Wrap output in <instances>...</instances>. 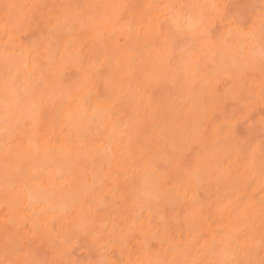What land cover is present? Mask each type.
Segmentation results:
<instances>
[{"label": "rangeland", "instance_id": "374dc122", "mask_svg": "<svg viewBox=\"0 0 264 264\" xmlns=\"http://www.w3.org/2000/svg\"><path fill=\"white\" fill-rule=\"evenodd\" d=\"M175 1L174 0H86V1L82 0V2H80V0H0V47L6 46L5 48H3V50L5 49V52L6 50L7 52H9L10 50L12 51L13 49V51L16 53L17 52L19 53V51L17 50V48L19 49V47H17L19 44L21 47L22 46L24 47V48L22 47L24 50L28 49L30 54L27 57H30V58L28 59L25 58V61L27 64H30L29 67L32 68V71L34 69L33 66H31L33 63L36 68L34 69V71L37 70L36 72L39 73V75H41L39 76L41 77L40 79L38 77V82H36L37 79L32 80V81H35L36 83L35 85L32 86V90H30L31 88L29 89L30 91H33L32 93H34L35 95H37L38 93L37 97L34 94L29 93L30 92L29 90L28 91L25 90L26 88L28 89L29 87L22 89V92H21L20 90L21 82L19 83V87H18L19 93H18V89L16 88L17 82H15V85H14V82L12 83V80L14 79L13 76L15 78L18 76L15 74L14 75H11V74L14 71L13 68H15L17 64L18 65L20 64L19 63L20 60L24 62V59H21V57H19L18 54H16L15 56L13 53L14 56H12V58H11V55H8L9 59H13L14 61H16L14 62L13 60H11L14 62L13 63L7 58V54L5 56L4 51L3 53L1 52L0 66L4 68L0 67V88L1 86L3 88L4 87L3 85L11 81L9 84L5 85V86L9 85L11 87L12 86L11 83H12L13 84L12 88H14L15 86L14 90H11V88L9 87L11 90L10 93L12 95V96H9V98L10 99L12 97L14 98L15 95H18V96H15L14 98L15 101L11 99L10 106H13V102L15 104L17 102L16 100H18L17 102L18 105L15 104V107H17V109L13 107L14 108L13 114L12 112L7 113L8 116L9 115L11 116L9 120L8 119L4 120L8 116H6L5 118L0 117V120L2 119L0 122L1 123L0 129L1 128L4 129V130L2 129L0 130V154H1L0 156L3 158V160L0 159V186H1L0 191L2 190L0 192V197H1L0 198V203H1L0 204V264H96V263L105 264V262L107 264L109 263L137 264V262H139L141 257L142 259H144L145 256L147 257L149 256L150 258V255L151 257L153 256V257L158 258L159 262L155 258V261H157L156 264L158 263L167 264L168 262H169L168 264H170L171 261L173 262L171 264H264V239H263L264 238V214H263L264 213V169L260 170L262 168H260V162L258 161L261 159L264 160V157L262 156L264 155V153H259L260 150L264 152V61H263L264 58H261L263 60H260L261 61L260 62L258 59L260 55L258 54V57L254 55L257 52L256 53L254 52L253 54V51L255 50V48L252 47L254 50L251 48L250 50L246 46L244 48L241 46V43L239 47L242 50L241 51L237 50L239 48H237L238 46L237 43L236 44L234 43L236 42V40L234 39L235 37L233 36L236 33L234 32L232 35L233 30L231 29H229L232 32L229 31L230 37H228V40L226 37V39L223 41L221 37V36H226V34H228V33L224 34V32L228 31L226 30L227 29L226 26L230 25L233 22L236 15H240L242 11H243L242 13L243 15L241 17L242 19L240 18L241 20L244 19L243 16L248 18L247 15L250 16L251 12L253 14V17H255L257 13L260 12L259 15L261 16L259 18H262V17L264 18V5L262 1L259 0L260 3L258 4V2H256V4L258 5L261 4L262 7L260 5L261 8L260 7L258 8L257 5L252 4L255 6L253 7L251 6L252 8L251 9L249 7L250 0L248 1L246 0L247 2L244 0H212L211 2H214V4L211 3V5H216V10L218 8L220 9H218L219 11L217 12L214 10H213L214 12L207 10L208 12L207 13L205 11L206 9H208L209 6L206 4L207 7H205L206 6L204 4L205 0H179L181 1L180 3L178 0H175ZM197 1H199L200 3ZM255 1L253 3H255ZM243 3H245V5ZM202 5L204 6V8H206L205 10L203 7H201ZM174 7L176 8L174 9ZM212 7L213 6H211V8ZM236 7L239 13L238 12L235 13V11H237ZM238 7L239 8L244 7V9L239 11L241 8L238 9ZM63 8H65L66 11L70 9L68 10L69 14L71 12V15L73 17L72 18L73 22L70 21V23H68V24H71L72 22V25H68L67 28H66V23H65L67 21L65 20V18L64 19L60 18V17H63L65 14H67V12L64 13L65 10L61 12ZM199 8H202V10ZM258 9H260V11H258ZM71 10L72 11L75 10V13H76L75 16H78L77 13L79 14V16L75 18V16H73L74 13H72ZM249 10L250 11L252 10V11L249 12ZM58 11H59L60 17H57V14H56ZM172 11L173 12L175 11V12L172 13ZM185 11H187V13ZM231 11L234 12L233 15ZM89 12H91L94 16L92 17L91 15H89L88 14ZM198 12L203 13V14L206 13L205 15L207 16L203 17V14H201V17L203 18V20L202 22H200V24L203 23V25H200V27L195 25L196 28H198V30L195 28V26L190 28L189 29L190 33H193V34H190L186 29L187 23L185 26H183L184 19L188 20V16H191L192 18L193 13L196 15V13ZM210 12L212 14V18L211 16H209ZM54 13L56 14V16L54 15ZM61 13H63L64 15L61 16ZM171 13L174 14V16H172ZM175 13L181 16L177 17ZM188 13L189 14L191 13V15H188ZM214 13L216 15L213 17ZM246 13L248 14L246 15ZM50 15L51 16L54 15L52 17H57L58 22L60 19H62L61 24H60V26L62 27L59 26L60 27L59 28V27L53 26V25L57 26L59 24V23L55 24L56 21H54L53 25H51L52 21L55 20L56 18L55 19L53 18L52 20V17ZM175 16L177 17L176 19L177 21H178V18L179 20H181L179 24L182 22L180 24L182 26L180 27H184L186 31L183 30L184 32H181L182 29H180V27L177 28V30L180 29L179 33L178 31H175L174 33L175 29L174 30L171 29V31H169L170 30L169 27L173 28L174 25L176 26V20L175 19L170 20V17L174 18ZM184 16H186L187 18H185ZM182 17H184V19ZM238 17L239 16L235 18L237 19V21H239ZM198 18H200V16H197L192 19H196V23L198 24L199 22ZM259 18L256 17L255 20L258 19V21H260ZM92 19L94 21L96 20L94 23L92 22L93 25H91V22H90V20L92 21ZM172 20H175V21H172ZM208 20L210 21L207 22ZM74 21L76 22L74 23ZM237 21H236V24L238 25L239 22ZM97 22L99 23L100 30L103 28V26H105V24L109 23V27L108 25L105 26L108 29L107 30L108 34L107 32L104 33L105 31L100 34L99 28L97 29V24H98ZM170 22L173 25L169 26L168 24H170ZM172 22H175V23H172ZM206 22L209 23V25H206V27H204V25L207 24ZM241 22L245 23V20ZM241 22L239 23L240 26L243 24V23L241 24ZM249 22H250V18L246 22L247 25L245 24L246 27L250 25L248 24ZM256 22L257 21H255V25H259L258 23L256 24ZM87 23H89L88 26L91 25L95 27V29L97 30L95 31V29H93L94 32L96 33L98 31L99 34L92 35L94 33L92 29H91L92 30L91 32L90 30H88L89 31L88 32L87 29L92 28V27L90 26L87 28L86 26ZM259 23H262V22H259ZM100 24L102 26H100ZM236 24L233 23L231 25L235 26ZM50 25L51 27H53L52 29L54 30V33L53 31H51V29H49L48 34L53 33L54 36L49 35L48 37L46 35L47 33L46 31L48 30ZM262 25L264 27V19H263ZM46 27H47V30L45 29ZM105 27L102 30H105ZM54 28H58L57 29L58 32H55L56 30ZM206 28L208 31L205 30ZM256 28H259V27L256 26ZM193 29H196L195 32L191 31ZM261 29H264V28H260L259 31L258 30L257 31L260 32ZM59 30H62L63 32L61 31L62 32V33L60 32L61 35H57L58 36L57 38L55 34L56 33L59 34ZM69 30H71L72 32ZM223 30H226V31L223 32ZM196 31L198 32L196 33ZM199 31H202V32L199 33ZM181 33H182V36L179 35ZM219 33H221V36H218ZM222 33L224 35H222ZM263 33H257V35H260V34L262 35ZM186 34L188 35L186 36ZM190 36H192V38ZM231 36H233V38H231ZM219 37L221 38L219 40H222L224 45L223 43L221 44L222 41L220 42V45L215 44V41H216L215 39H217L218 41ZM56 38L58 40L60 39L61 41H63V43L60 40L58 42ZM182 38H184V40ZM212 38H215V39L213 40ZM48 40L51 42H49ZM179 40L181 43L179 42ZM230 40L233 43L230 42ZM226 41H228V43H231L230 45L235 44L233 45V47L231 46L233 49L229 48V45L227 46L228 43L226 44ZM258 41H261V40H258ZM258 41L256 42V44L258 43ZM8 42H12V43L8 44ZM206 42L207 44L212 43L213 47L210 46L211 44L210 45L208 44L209 48H208V45L206 47L205 46ZM47 43H50L48 44L49 45L48 49L45 48V46L48 47L47 45H45ZM60 43H62L63 45ZM182 43L185 46L181 45ZM202 43L205 45H203ZM60 45H62L63 47ZM178 45L182 48L178 49L179 48ZM201 45L205 46L207 50H211L209 55H211V53L214 52L212 54L213 56L215 54V50H213L214 46H215V49L216 48L219 49L220 47V49L225 50L227 54L226 57L228 59L225 57L226 54L222 50L221 52L222 54L224 53V57H221L222 56L220 55L221 53L219 55H216L218 52H220L217 49L216 50L217 53L215 54L216 56L214 57L212 56V58L214 60H217L218 57L219 58L221 57V59L218 58L220 61L219 63L216 64L218 60L214 62L213 59H211V56L210 58H208L209 55L207 53H204L206 49L201 48L203 47ZM225 45L228 47V49L227 47H225ZM249 45L250 44H248V46ZM55 46L57 48L53 49L55 48ZM223 46L225 47L224 49L221 48ZM257 46L260 47L258 48L255 46L258 50L259 49L263 50V53L260 52V54L261 55L264 54V49L261 47L263 45H259L258 43ZM22 48H21V51H22ZM50 48H51V51H54V53L48 52ZM62 48L63 49L72 48V50L74 49L73 51L74 53H76L75 51L77 50L78 53L76 54L78 55L76 54L75 55L78 56V60L77 59L71 60L70 58L71 56H69L70 54H68L71 51L67 50V55H66L65 53L66 49L63 50ZM199 49H203V50L201 51ZM245 49H248V50H245ZM45 50H47V52ZM197 50L208 55V56L205 55V57L207 58H205L201 52H199L200 55H197L199 54ZM227 50H231V52L228 53ZM62 51L64 52L63 54H62ZM248 51H252V53L250 54V52ZM26 52L27 51H25V54ZM74 53H71V55L73 54L72 56H74ZM231 53H235L234 54L235 56L232 54L230 58L229 55ZM3 54H4V57L2 59ZM195 54L198 57L195 58L194 56ZM246 54L248 56H246ZM17 55L19 57L18 59L20 60H15L17 59ZM22 55H24V52H22ZM52 55H53V58L55 59L57 58L60 65L59 63H57L58 61L54 59H53L54 60L53 63L56 61L55 63H57L58 66H61V67L63 66L61 70H59L60 68L58 69L55 63L54 64L52 63V58H51ZM65 55L68 57V60L70 59L69 63L66 62L67 57ZM199 56L200 57L202 56L201 58L204 61V62L201 61L202 63H204V65L199 63L200 65L204 66V67H201L202 69L199 67L200 66L199 64H198L199 66L196 64ZM243 57L245 60H248V59L249 60L245 62ZM262 57H264V55ZM4 58H6L7 61L6 59L4 60ZM58 58H60V60ZM73 58H76V57H73ZM192 58L195 59L196 62L191 61L193 60ZM201 58H199V61ZM222 58L226 63L224 61H221ZM251 58H253L254 61H252ZM256 58L258 62L255 61ZM27 60H30V61L27 62ZM31 60H34V61H32L31 63ZM63 60L68 64L64 63ZM239 60L242 61L243 64H239L237 62ZM193 62L195 64H193ZM222 62H223V65L225 63V66L229 65V67L223 66L227 70H225L223 67H222L223 69L221 70L220 66H222L221 65ZM15 63L17 64L15 65ZM163 63H165L166 67ZM10 64L13 66L15 65V66L9 67L11 66ZM192 64L195 67H193ZM161 65H163V67ZM160 66L162 68H160ZM215 66L219 70L216 69ZM8 68L13 69V71L9 72L11 69L8 70ZM114 68L116 69L117 73L119 72L120 74L115 73L116 71L114 70ZM190 69H191V72H190ZM205 69L207 70L205 71ZM159 70L161 71V73ZM112 71L113 73H110ZM19 72H16V73L20 75ZM36 72H31L32 75L30 74L33 79L35 78L34 75L36 74ZM121 72H123V74ZM33 73L35 74L33 75ZM114 73L117 74V76L118 75L120 76L122 74L119 80H117L118 77H114V75L111 76V74H114ZM162 73L165 74V76L166 75L167 76L165 77ZM155 74H157L158 76ZM173 74H174V77H173ZM162 75H163V78H160L162 77ZM175 75H176V78H175ZM202 75H204V77ZM11 76H12V79L11 78L8 79ZM31 76H30V79H31ZM44 77H45V81H43ZM147 77H149V79ZM36 78H37V75H36ZM157 78H160V79H157ZM203 79L205 80L208 79L206 80L207 83ZM18 80H21V79L18 78ZM43 82L45 84H43ZM140 82L141 83L143 82V84H141ZM167 83L169 84L166 85ZM78 85H80L79 88L77 87ZM34 86L37 88H35ZM163 87H166V88L164 89ZM5 88L6 87H4V89H0L2 93H3L2 90H9ZM76 88L81 89L80 92H82L81 94H78V95L80 96L82 95L85 97L83 98L81 96L80 100L82 98L83 100L80 101V103L84 104L85 106H88L89 107L88 109H91V107L93 106L89 102H94V101L97 102V100L98 102L100 101L99 104H102V103L103 104L110 103L111 105L114 104L112 105V108H111V109L115 108L114 111L112 112L110 111V113H113V114L109 116V118L111 117L110 121L112 122L113 120L114 123L109 122L110 124H112L111 126L108 123L109 120L107 121V118L105 121L107 122L106 124H109L111 126V127H107L108 129L106 128L104 129L107 132V134L103 132L104 130L102 129L101 130L103 134H101L102 132L98 134V132L100 131L97 132L98 130L97 128L100 127L101 125H98V127L95 129L94 125L97 126L98 123L94 124L93 121L95 120L93 119L91 123L89 122L91 118H89V116L87 115L89 111H87L88 109L86 108H84V110H86L85 111L86 114L84 112L81 114L84 115L82 117L87 118V120H89L88 121L89 124L88 123L86 124V122L84 123L82 121L83 118H81L79 121L80 122L79 126H83V127L78 128L81 130L78 131L77 129V131L74 132V134L76 133L77 137L81 135L80 136L81 138L85 137L87 140L83 138L81 141L80 137L76 139V137H74L76 135H73L72 133H70L72 131L69 128L68 130L70 131L66 129V126H67L66 120L65 122L63 121L64 120L63 117L65 118V115H63L65 111L64 109L67 110L69 107L76 106L74 108H71L70 111L72 110L71 113H73L75 108H76L75 110H77L78 108L77 105H75L74 103L72 105L70 104L73 101L72 100H71L72 102L70 101L71 98L69 96L71 93V94H74L75 97H78L76 96V93H72V91H74ZM196 88L198 89V91ZM171 89H174V90H171ZM24 90L27 91V93L30 95H23ZM184 90H187V91L184 92ZM12 91L15 95H13ZM168 91L170 92V94L168 93ZM1 92H0V96L2 97ZM42 92L45 95H43ZM76 92L78 93L79 90ZM195 92L197 93L199 92V94ZM27 93L25 92V94ZM186 93L188 95H186ZM178 94L180 96H178ZM194 95H196V97L197 95L200 97V98L197 97V99H195V101L199 99V101H196L197 103L195 104L198 106L197 107L198 109L199 107L201 108L200 112L203 111L204 109H206L208 112L206 113L205 112L206 110H204L202 114L201 113L198 114V116L200 115V117H197V118H199L200 120L199 121L197 120L196 122L198 123L196 124H194L195 123L194 120L197 119L195 117L197 113H192V112L194 111V109L197 112L196 110L197 108L196 106L192 107L193 104L191 105L192 101H193L192 103L195 102L194 100H192ZM24 96H26L27 98L29 97L28 99L32 98L30 101L32 100L34 101L39 98V99H42L43 102H41L42 100H40L41 102L40 104L36 103L35 101L32 103L28 101L29 102L28 103L26 102L27 100ZM30 96H35V97H30ZM16 97H19L20 100ZM2 99L0 101L3 102L4 100ZM190 99L192 100L191 102H190ZM22 101H25L26 104H29V107L28 105L26 106V104ZM69 101L70 103H67ZM183 101H189L188 105L190 107L186 104V102H183ZM201 102L203 104H201ZM4 103H0L2 105V106L0 105V111H2L3 109V112H5L4 109L7 108L6 107L7 104L4 105ZM19 103L21 104V106H23L22 109ZM199 103L203 105V107L200 106ZM68 104L71 106H69ZM30 105L31 107L33 105V107L35 106L37 109L39 108L40 111H38L35 108L37 112L32 114L35 111V109L33 108L34 111H31L32 109ZM111 105L108 104V106H111ZM19 107L20 109H18ZM46 107L48 110L46 109ZM187 107L190 109H187ZM41 108L45 110L41 111ZM23 110H24V113H23ZM30 111L32 115L29 116ZM19 112L20 113L22 112V113L19 114ZM38 112H42L43 114V116L40 117L41 120H38V119H39V116L42 114H39ZM62 112L63 114H61ZM93 112L90 111L88 114H91ZM204 112L209 115H206V114L204 115ZM25 113H26V116H25ZM191 113L193 115H191ZM1 114H3L2 116L6 115V113H1ZM35 114L36 115L39 114V116L35 117L36 116ZM184 114L186 115L184 116ZM187 114H189V117ZM17 115H19V118ZM33 115H35L34 118H36L37 120L32 118ZM11 118L12 119L15 118V120L14 119L12 120ZM10 119L12 120L10 122L11 125L6 124V123H9ZM101 119L103 118L101 117ZM187 119H189L188 120L189 122L187 121ZM34 120H36L35 122H37V124L34 122ZM104 120L100 122H103ZM192 120L193 122H191ZM3 121H5L6 123L3 124ZM184 121L185 123L187 122L188 125H191V126L193 125V127L191 126L188 127L187 124L184 123ZM180 124H182L183 126V127L181 126L182 128L180 127ZM62 125H65V126H62ZM9 126L12 127V129L9 128L11 130L7 129V131H10L12 135L8 132H4L6 130L5 128ZM88 126L89 127L91 126V127L89 128ZM167 126L169 129H167ZM184 126H186L187 130H189L188 128H194L195 130L197 129L196 131L192 129V131H194L196 134H193L191 130L187 131L186 133L185 132L186 128H184ZM84 128L85 129L88 128V129L85 130ZM176 128L179 129V130L177 129L178 132L180 131L179 133L176 132L177 131ZM91 129L92 131H90ZM166 129L169 130V132L171 130H172L171 132H173L174 130L173 132L174 134L173 133L172 134L175 135V137L176 135L178 137L181 134L179 138L183 137V135H185V138L184 137L183 139L180 138V140L182 139L181 142L177 140L179 144L175 145V148H174L175 142L173 143V140H176V138L173 137L172 134L169 137L168 134H170L171 132L168 133ZM182 129L185 130L184 131L185 133H181L183 132ZM49 132L51 133V136L49 135ZM80 132L83 135L85 132L86 136H82ZM45 134H47L49 138ZM191 134H192V137H191ZM44 135L46 138L43 137L42 138L43 140L44 139L51 140L52 137L54 140L55 139L57 140L59 139V136H60V139L61 137L64 138V140L62 141H66L68 143L72 141H76V142H72L71 143L72 145L79 142L80 140V146H82L83 148L78 149V147L80 148V146H78L79 145L78 143L76 144V148L80 152L82 151V153L80 152H78L80 154L75 153L77 154L76 156L73 154V151H72L70 152L72 154L68 153L71 156L69 157H66L64 155H63L64 157L62 156L63 160L64 158L65 159L70 158L69 163L71 165H68L69 163L67 164V166H64L65 164L64 165L59 164L58 161L60 159L58 157L57 159L54 158L55 159L54 163H51L50 161H48L50 162L49 166L55 164L53 166L57 167L56 165H58L57 169L63 170L64 169L63 167H65L66 169L64 171L69 170L67 171L68 174L67 172L63 171L64 175H62L63 174L62 172L60 173V175H58V173H56L57 169H53L54 168L53 166L51 169L50 168L51 166L49 167L48 165H45L49 167L47 170L46 169L47 167L43 166V164H45V161L42 163L43 161L42 158H41L42 161H40L42 166H36L37 162L35 161V155L38 152L34 155V153L36 152L35 148L36 146L38 147L37 143L41 145L40 141L42 140L39 139V137H42ZM228 137L229 138L232 137V138L229 140ZM188 138H190V140ZM53 139H52V142H53L52 144H55V145L59 144L58 142L59 140L58 141L55 140V142H58V143H55ZM66 139H69L71 141L69 140L67 141ZM105 139L106 141L109 142V144L107 143L106 145H104V147H106L107 145H109L110 147L112 145V149L113 147H116L112 150L114 157L113 156L111 157L115 158L116 155L117 157L119 156V158L121 157L120 159H118L120 160L119 165L115 164L116 161L114 159H113L114 161L113 160L109 161L111 151L108 152L109 154L104 153L103 151L104 159L107 160V161L106 160L103 161V163H102L103 157L101 158V156L103 155L101 154L96 155L99 153L98 148L100 149L101 148L100 146L106 143ZM226 139H227L226 142H228V140L229 142L232 140L231 144L235 143V146H237L236 143L238 142L237 144L241 146L240 147L241 149L245 148V145H246L245 150L247 149L248 151L249 150L251 151L252 146L255 147L254 145H259L257 146L259 148L257 150L255 149L257 152H252V153L253 154L255 153L254 156L260 155V157L259 156L258 157L259 158L262 157V158L258 159V157L257 158L254 157L253 159L254 161L252 160V162H254V165L252 164V168L255 166L256 162H258L259 165L257 164L258 168L257 167L254 168L256 171L253 169V172H252L250 171L252 170V168H250V170L248 169L251 172V173L248 172L249 174H251L250 175L251 177L245 176L246 174L249 175L248 173H245V174L243 173L244 174L243 177L245 176L248 178L247 181L243 180V177L241 174L244 171L243 170V167H245L243 166L245 165L244 162L249 160L247 161L246 165H250L248 164V162H250V159H248L246 155L245 156L243 155L246 151L244 153H240L241 151L238 150V147L232 146L230 143L229 144L223 143L225 142ZM110 142H111V145H110ZM239 142L241 144L244 143L243 145L244 147H242V145ZM85 143L88 145L87 150L85 149V146H86ZM30 144L32 145L36 144L33 147L35 151L33 153L34 156L31 154V156H33L34 158L32 159L34 162H32L30 158L31 156H28V154L30 155V153H27L24 151V149L26 150L28 148H29L28 150H31L30 147H28ZM84 144L85 146H83ZM247 146L251 149H249ZM233 147L235 148L232 149ZM38 148L40 149L41 147H38ZM42 148L44 149V147ZM74 148H75V145H74ZM74 148L71 147V149H74ZM122 148H125V150ZM13 149H16V150H13ZM83 149L85 150V152H88L87 154V156H89L88 159L87 157L84 158V155L86 154L84 153ZM17 150L21 151L22 153L18 152V155H16ZM156 150H157L156 153H160V154H156L155 156H152L151 155L152 151H156ZM8 151L9 152L12 151L13 153L15 152L16 154L13 155V153L11 152L12 153L11 155V153L9 154ZM118 153H120V155H118ZM154 153L155 152H153V154ZM91 154L93 155V157H96V160H94L96 162L94 166H92L94 162L92 160L93 157ZM148 154H150L151 159L149 158ZM210 154H211V158L209 157ZM246 154L250 155V153H247V152ZM40 155H41V152H40ZM146 155L148 156V159H150L148 162H147L148 159L145 160ZM213 155H215L214 156L215 160L213 161L214 165L213 163L209 162L210 163V166H209L208 164L209 160H207V164H205L206 160L204 161L202 160V158L206 159L207 157L208 159L211 160L213 158ZM76 157H78V159H76ZM80 157H81V160L79 159ZM152 157L153 159L154 158L155 159L153 160ZM243 158H247V160L245 161V159L243 160ZM71 159L73 160V163ZM255 159H256V162H255ZM5 160H6V163L4 162ZM79 160L82 162L80 163ZM76 161H78L79 164L76 163L78 165L75 164ZM144 162H145V166H144ZM263 162L264 161H262L261 165H263L264 167ZM124 163L127 165H125ZM89 164H90V169H89ZM108 164L109 165L115 164L116 167H111ZM32 165H34L35 167H33ZM73 165L75 166L74 168L75 170H73ZM107 165L110 168H108ZM123 165H125L124 166L125 168L123 167ZM211 165H213V167ZM207 166L211 167L212 170L206 169L208 168ZM32 167L33 169L31 170ZM42 167H45V170ZM201 167L204 168L203 171L201 170L203 169ZM248 167H251V165ZM147 168H150V170L153 173L151 171L145 172V170H149ZM71 169L73 171H76V173L74 172L73 175H71L70 174ZM5 171L8 173H6ZM32 171H34L33 172L34 175L38 173L37 175H40L39 177L42 178V180H40L38 176L32 175L31 173ZM46 171H52L51 172L52 175L50 174V172L46 173L48 174L49 177H52L53 174L56 173L55 177H52L53 180H51V178H48V176H46V174L44 173ZM199 171H200L199 174L204 173V171L205 173L209 171L207 174H205L206 176L209 177V178L207 177L208 181H204L205 177L203 176H201V178L197 177L198 175L196 176L197 178L195 177L196 173ZM58 172H60V170ZM142 173H144L143 177H142ZM146 173L147 175H149V177L148 176L144 177ZM220 173L222 177L224 176L227 177L225 178L226 180L227 179H229L230 181L234 180L231 182L232 184L229 183L230 185H233L234 183L243 184L242 181H244L245 182L243 184L244 186L240 185L242 186L240 187L237 184L240 188L239 187L235 188L233 186L235 189H232L233 187L231 186L229 190L228 188L224 189V187L226 188V185L228 186L229 181L227 180L228 182L226 181L227 182L226 183L221 177H219ZM222 173H225L226 175ZM74 174H78V175H74ZM30 175L32 178L30 177ZM237 175H241V176H238L239 177L238 178ZM75 176L77 177L75 178ZM188 176L192 177V179L193 177L194 179L195 178L196 179L192 181V179L190 180ZM24 177H26L25 180L29 178L30 180H34L38 184L39 182L43 181V178L44 180H47L48 178V180H51L52 182L54 181L55 184L57 183L56 185H59V183L63 184V185H60L62 186V189L59 187V190L61 192L55 188L57 192L58 191L60 192V193H57V195L60 194L61 196L60 195H58V197L56 196L54 198L55 200L53 199V201L60 203L64 199L66 203L64 201L62 202L63 204H66V205L58 209H61V210L63 209L65 211L61 212V210H57L56 208L54 209V212L57 213V211L58 212L60 211L59 212L60 214L59 213L56 214L53 212L52 209L50 208L48 209L47 208L48 206L45 205L44 202L41 203L42 205L44 204L42 207V205L37 202V199H38L37 197L40 196L42 201L44 200L45 197L42 198V196L40 195L42 193H40L39 191L38 192L40 194H37V193L34 194L35 192H37L36 191L37 189L35 190L34 187H32V189L34 188L32 191L29 190V193L26 192V194H29V195L31 194L30 197L28 195V198L26 197L27 195L24 192L26 199L25 200L22 199L24 201L22 202L23 204L21 203L22 207H20L19 204L21 201L19 200L20 202H18L17 198H20V195H23L21 194L23 192V189L28 190L27 186L22 180ZM147 178L149 181H151L149 187L147 186L149 185V183L146 185L148 181ZM216 178L217 179L220 178V179L216 180ZM29 179L27 181H29ZM140 179H143V181L146 183H143V181L142 180L140 181ZM8 180H10L9 184L11 185L6 186L7 185L6 183H8ZM99 180H102V182ZM130 180H131L132 186L131 184H129ZM215 180H216L217 185L221 183L220 180H222V182L225 183L226 185L224 186V184L222 183L223 187L221 186L218 187L215 183ZM21 181L26 187L23 188L22 186L23 184L21 183ZM219 181L220 183L218 184ZM29 182L32 183L31 181ZM68 182L69 184L66 185ZM134 183H137L138 186H136V184ZM142 183L144 184L145 187L143 186ZM94 184H97V185H94ZM40 185L43 188V183L42 184L40 183ZM151 185L153 186L154 189L158 190V192L156 191L157 194L155 193L152 194L154 189H152L151 192H148L147 190H145V188L151 189ZM191 185L195 187H194V190L190 192L189 189ZM10 186H12V190H10L11 189ZM2 187L4 189H2ZM21 187H22V190H21ZM177 187L181 188V190L174 189ZM182 187L184 188L183 192L187 193L186 190L189 191L186 194L187 196H190V193L192 194L194 193L195 198L193 197L192 194L191 195L193 198H191V196L190 198H188L182 192V194L185 195L184 200H183V197L180 198L181 200L178 199L179 196L178 197L176 196L177 199H175L176 197H175L174 192H176V190H179L178 192L182 191ZM8 189H9V192L11 193L7 192ZM127 190H129V192ZM140 191H143L141 192L142 194L140 193ZM42 192H46V190ZM159 192H161L160 195H163L161 196V198L159 197L160 196ZM62 193L64 195H62ZM67 193H69L70 195L69 194L67 195ZM75 193L77 197H75L76 196ZM171 193H174V197H175L174 200L172 199V197L170 198L169 196V194L171 195ZM3 195L7 200L3 197ZM36 195L37 197H35ZM42 195L47 196V193H45V195L43 193ZM66 195L67 197L65 198L64 196ZM7 196L10 198H8ZM151 196H153L152 198L154 197L155 198L151 200ZM32 197H35L36 199H33ZM157 197H159V199ZM185 197H187L188 200L187 198L185 200ZM69 198L74 199L76 202ZM27 199H31L30 204ZM57 199H62V200L60 201ZM143 199H146V200L142 202ZM191 199L193 200L191 201ZM3 200H6V203ZM9 200H11L12 202H15V201L17 202L16 204L17 207L13 205V203L12 205L16 207V210H18V213L16 212V210L13 211V213L11 212L13 206L11 207L10 206L11 204L7 205L11 202L10 201L8 203ZM34 200L36 201L32 202ZM41 200L39 202H41ZM149 200L151 203L148 205L147 202ZM153 202H154V205L156 206L159 203L158 207L156 208L157 210L153 208L154 207ZM139 203H141L142 205ZM144 204L145 206L147 205L148 207L151 206L152 204L153 207H151V209L153 211H151L150 208L148 209V207L145 209L142 208ZM40 206L42 207V209H40L41 208ZM66 206L68 208L65 209ZM77 206L78 208L76 209L75 207ZM238 206L242 207L241 210H243V206L245 207L249 206L247 208L251 207L250 208L252 209L251 212L253 211L252 212L253 214H251L253 217L252 218L250 217V219H253V221L251 220L252 224L248 226V223H247L248 221H244L246 217H247L246 220L249 218L247 214L248 212L247 213L243 212V211H246L247 209L244 208L245 210L241 212L239 208L240 213H245V214L240 215V213L238 212L240 216V220H241V217L244 215L243 216L244 220L242 218V223L243 222L245 223L242 224L240 222L235 221L234 225L239 226L238 229L236 228L237 229V232H235L236 234L234 235L233 233H231L230 236H226L227 235L226 234L225 235L226 238H225V236H223V232H221L222 230L221 227L226 226V222L224 218L226 216L232 215L236 217L235 220H237L239 217L237 214ZM139 207H141L142 210H140L141 208L139 209ZM21 208L24 211H22ZM45 208H47L49 212ZM136 208H137V211H136ZM250 209H249V212H250ZM19 210L22 213H19L20 212ZM50 210L54 214L50 213L51 212ZM146 210L150 211L149 214ZM46 211H47V215H46ZM134 211H136V213ZM14 212H16V214H14ZM22 214L28 217L25 219ZM150 214H153V215H150ZM16 216H19L18 220L17 218H15ZM134 219L135 220L137 219L138 221H135ZM20 220L22 221L20 222ZM18 221L20 224L18 223ZM15 222L18 223L17 226ZM136 222L138 224H140L139 222H142V223H145V225L143 224L144 225L143 226L141 223L140 226H138ZM14 223L16 227L15 226L13 227ZM208 224L211 225L212 227V233H214L218 237L219 244L215 243L217 247L216 246L214 247L217 248V250H219L218 246H220V243H221V247L226 245L224 244V241H225L224 239H227L228 237L229 241L228 240L227 241L230 242L228 249L227 247L224 246L223 248H221V251L216 250L214 252L215 249L213 251L211 250L214 253L217 252L216 254H213V255L212 253L210 254L208 250H207L208 253L207 251H203V250H206V248L204 247L202 248L198 243H201L203 239L204 240L209 239V236L207 235V231H206L208 227H210L208 226ZM245 224L247 225L248 228L244 227ZM34 225L37 226V229ZM141 225L143 227L142 229H145L146 228L145 226H147L149 228V231L150 230L152 231L153 234L150 233L151 238L149 237L146 239L145 235H142V236L139 235L141 234V231H140L141 229L139 228L141 227ZM137 227H138V231H137ZM38 228H39V231H38ZM148 228L146 229L148 230ZM202 230L203 231L205 230L204 231L205 233H202ZM209 230L210 228L208 229V231ZM142 232L147 235V233H145L147 231L144 232L143 230ZM164 233H166L167 235H165ZM196 234L199 236L198 239L196 238L197 236L195 237ZM232 234L235 237L234 242L232 241L233 239H231L233 237ZM147 236H149V234ZM153 236L155 238H153ZM193 236H194V239L196 238V240H194L196 242L191 240L192 242L190 241L191 243H189L188 242L189 239H191V237L193 238ZM222 236L224 237V239ZM200 238L202 239V241ZM220 238L222 241H220ZM119 239L120 241H118ZM163 239L165 241H163ZM198 240H200V242ZM236 241H238L237 243L239 246L235 244ZM93 242L94 243L96 242L95 245L93 244ZM240 244L243 245L244 249H241L242 247H240L241 246ZM249 244L250 246L253 244L252 245L253 247L251 246L252 247L251 249L253 250V252L251 250L250 251L251 253L248 252L247 250L248 247L247 249L244 247L245 245H249ZM144 251L147 252L148 255H145L147 253H144ZM221 252H222V256H220ZM218 253H219V256L217 255ZM135 258L136 259L138 258L139 260H134ZM160 259L163 261H160ZM100 260L102 261V263ZM134 261L136 263H134ZM143 261L141 263L145 264V262ZM155 261L152 259L148 261L150 263H148L147 261L146 262L148 264H152V263L154 264Z\"/></svg>", "mask_w": 264, "mask_h": 264}, {"label": "bare ground", "instance_id": "6f19581e", "mask_svg": "<svg viewBox=\"0 0 264 264\" xmlns=\"http://www.w3.org/2000/svg\"><path fill=\"white\" fill-rule=\"evenodd\" d=\"M85 1H86V0H85ZM174 1H175V0H174ZM178 1H179V0H178ZM209 1H210V2H209ZM211 1H212V0H205V3H204V4H205V5L207 4V5L209 6L208 9L204 8V6H203L204 4H203L201 7H203L204 10L206 9L205 12H207V10H209V11H213V10H214V11H216V12L219 11L218 9H220V8H218V9L216 10V5H211V3L214 4V2H211ZM244 1H246V0H244ZM247 1H248V0H247ZM247 1H246V2H247ZM254 1H255V0H250V1H249L250 3L248 2V3L250 4L249 7L251 8V6L253 7V6L257 5L258 8H259L260 5H261V4L258 5V4L260 3L259 0L255 1V3H253ZM261 1H262L263 5H264V0H261ZM80 2H82V0H80ZM175 2H176V1H175ZM180 2H181V1H179V3H180ZM197 2H199V1H197ZM208 2H209V3H208ZM256 2H258V4H256ZM199 3H200V2H199ZM174 4H175V3H174ZM190 4H191V2H190ZM192 4H193V3H192ZM195 4H196V2H195ZM243 4L245 5V3H243ZM252 4H255V5H252ZM188 5H189V4H188ZM193 5H194V4H193ZM207 5H206L205 7H207ZM85 6H86V5H85ZM172 6H173V5H172ZM176 6H177V5H176ZM178 6H179V5H178ZM211 6H213V7H212L213 9L211 8ZM214 6H215V7H214ZM246 6H247V5H246ZM191 7H192V6H191ZM249 7H248V9H249ZM261 7H262V5H261ZM261 7H260V8H261ZM24 8H25V7H24ZM66 8H68V7H66ZM82 8H83V6H82ZM84 8H85V7H84ZM175 8H176V7H174V9H175ZM183 8H184V7H183ZM192 8H193V7H192ZM240 8H241V9H240ZM240 8L238 7V9H240L239 11H241L242 9H244V7H240ZM254 8H255V7H254ZM187 9H188V7H187ZM196 9H197V8H196ZM199 9L202 10V8H199ZM248 9H247V10H248ZM251 9H252V8H251ZM63 10H65L64 13L67 12V14L64 15L63 13H61V16L64 15V16H66V17H64V16H63V17H60V15H59V11H58L56 14H57V17H60V18H63V19L65 18V20L67 21V22H65V23H66V28H67L68 25H72V22H73V21H72V20H73L72 18H73V17H72V15H71V12H70V14H69V11H68V10H70V9H68V10L66 11V9L63 8L61 12H63ZM83 10H84V9H83ZM172 10H173V9H172ZM179 10H180V9H179ZM185 10H186V9H185ZM197 10H198V9H197ZM201 10H200V11H201ZM236 10H237V7H236ZM245 10H246V8H245ZM245 10H244V11H245ZM256 10H257V9H256ZM256 10H255V12H256ZM71 11H72V10H71ZM214 11H213V12H214ZM251 11H252V10H251ZM251 11L249 10V12H251ZM258 11H260V9H258ZM92 12H93V11H92ZM174 12H175V11H174ZM174 12L172 11V13H174ZM176 12H177V11H176ZM185 12L187 13V11H185ZM189 12H190V11H189ZM203 12H204V11H203ZM216 12H215V13H216ZM229 12H230V10H229ZM231 12H232V11H231ZM236 12H238V10L235 11V13H236ZM246 12H247V11H246ZM249 12H248V13H249ZM72 13H74L73 16L76 15L75 10L72 11ZM172 13H171V14H172ZM177 13H178V12H177ZM177 13H175L176 16H177V17H178V16L180 17L181 15H179V14H177ZM207 13H208V12H207ZM215 13H214L213 17L217 14V13H216V14H215ZM233 13H234V12H232V15H233ZM238 13H239V12H238ZM242 13H243V11H242ZM242 13H241L240 15H236V14H235L236 17L239 16V17H238V18H239V21H237V19H235V18H236V17H235V18H234L235 22H234V20H233V22L231 21V22H232L231 24H233V23L236 24V21L240 23L241 21L245 20V23L241 22V24H242V23L244 24V25L242 24L243 26H242V25L240 26L239 23H238L239 27H238L237 24L234 26V25H231V24L228 25V24H229V23H228V24H227L228 26H226V27H227L226 30H228V31L223 30V32L226 31V32H224V34H226V33H228V34H226V36H221V33H219L218 36H221L223 41L226 39V37H227V40H228V37H230V34H229L230 32H229V31L233 30V32L231 31V32H232V35H233L234 32L236 33L235 35H233V36L235 37L234 39L236 40V42H234V43H235V44L237 43V45H238L237 48H239V49H237V50H239V51L242 50V49L239 47L240 43H241V46L244 47V48H245V46H246L247 48H249V49H250V48H251V49L255 48L256 51H255L254 49H253L254 51L252 50V51H253V54H254V52H255V53L257 52V53L254 54V55H256V56L258 57V54H259V55H260V56L258 57L259 61H260V60H263V59H261V58H264V57H262L264 54H262V55L260 54V52L263 53V50H261V49L258 50L256 47H258L257 45H258V43H259V45H263V46H261V47L264 49V36H263V35H264V33H263V32H264V29H261L260 32H258L260 28H264L263 25H262V23H263V19H264V18H263V17H262L263 19H262V18H259V17L261 16V15H259L260 12L257 13V15H259V16L256 15L255 17H253V14H252V12H251V15H250V16L247 15L248 13H246V15L248 16V18L245 17V16H243L244 19L241 20V19H242L241 17H242V15H243ZM244 13H245V12H244ZM56 14L54 13L55 16H56ZM88 14L91 15L92 17L94 16L91 12H89ZM199 14H200V15H199ZM201 14H203V13H199V12H198V13H196V15H195L194 13H193V15H192V18H195V17H197V16H200L201 19L198 18V19H199L198 24L196 23V19H192L191 16H188V20L186 19L187 22H186V20L184 19V17H185V18H187V17H186V16L182 17V18L184 19V24H183V26H185L186 23H187V27H188V28L186 27V29H187V31H188L189 33H190V30H189V29L192 28V27H194L195 25H196V26H199V27H200V25H203V23L200 24V22H202V20H203V18L201 17ZM205 14H206V13H205ZM205 14H203V17H206V16H207V15H205ZM210 14H211V12H210ZM210 14H209V16H211V18H212V14H211V15H210ZM54 15H52V16H54ZM67 15H68V16L71 15V16H69V18H68ZM77 15L79 16L78 13H77ZM188 15H191V13H190V14L188 13ZM204 15H205V16H204ZM50 16H51V15H50ZM52 16H51V17H52ZM78 16H75V18L78 17ZM87 16H88V15H87ZM172 16H174V14H172ZM172 16H171V17H172ZM176 16H175V17H176ZM182 16H183V15H182ZM209 16H208V17H209ZM57 17H52V20H53V18H54V19L56 18V19L52 21V24H51V25H53L54 21H56L55 24L59 23L57 26H56V25H53V26H55V27H59L60 24H61V20H62V19H60L59 22H58ZM95 17H97V16H95ZM171 17H170V20H171V19H175V20L177 19V17H176V18H175V17H174V18H171ZM232 17H234V16H232ZM256 17L259 18L260 21H258V19L255 20ZM66 18H67V19H66ZM190 18H191V19H190ZM240 18H241V19H240ZM246 18H247V19H246ZM249 18H250V22H249L248 24H250V25H248V26L246 27V25H247L246 22H247V20H248ZM77 19H78V18H77ZM95 19H96V18H95ZM183 19H182V21H183ZM198 19H197V20H198ZM208 19H209V18H208ZM68 20H69V21H68ZM74 20H76V19H74ZM175 20H172V21H175ZM205 20H207V19H205ZM70 21H72L71 24H68V23H70ZM84 21H85V20H84ZM95 21H96V20H95ZM95 21H94L93 19H92V21L90 20L91 25H93L92 22L94 23ZM180 21H181V20H179V18H178V21L176 20V26L174 25L173 28H172V27H169V28H170L169 31H171V29H173V30L175 29V30H174V33H175V31H178V33H179V32H180V29H182L181 32L186 31L184 27H180V26H182V25H180L182 22L179 24ZM209 21H210V20H208L207 22H209ZM255 21H257L256 24L258 23L259 25H255ZM75 22H76V21H74V23H75ZM207 22H206V23H207ZM259 22H262V23H259ZM19 23H20V22H19ZM65 23H64V24H65ZM74 23H73V24H74ZM97 23H98V22H97ZM97 23H96V24H97ZM101 23H103V22H101ZM172 23H175V22H172ZM62 24H63V23H62ZM88 24H89V23H87V25H86L87 28L91 26V25L88 26ZM104 24H105V23H104ZM245 24H246V25H245ZM260 24H261V26H260ZM51 25L49 26L48 30H47V27L45 28V29L47 30V31H46V32H47L46 35H47L48 37H49V35L54 36V34H53V33H54V30L52 29L53 27H51ZM107 25H108V27H109V23H108V24H105V26H107ZM168 25L170 26V25H173V24H171V22H170V24H168ZM206 25H209V23L205 24L204 27H206ZM73 26H74V25H73ZM84 26H85V25H84ZM84 26H83V27H84ZM100 26H102V25L100 24ZM105 26H103V28H104ZM196 26H195V28H196ZM256 26L259 27V28H256ZM60 27H62V26H60ZM60 27H59V28H60ZM91 27H92V28H88V29L86 28L87 31L90 30V32H91L93 29H95V27H93V26H91ZM174 27H175V28H174ZM178 27H180V29L177 30ZM208 27H209V26H208ZM244 27H245V28H244ZM70 28H71V27H70ZM98 28H99V23L97 24V29H98ZM103 28H102V29H103ZM49 29H51V31H53V33L48 34V33H49ZM54 29L56 30L55 32H58V30H57L58 28H54ZM84 29H85V28H84ZM91 29H92V30H91ZM97 29H95V31H96ZM102 29H101V30H102ZM196 29L198 30V28H196ZM196 29H193V30H191V31H192V32H193V31L195 32ZM199 29H200V28H199ZM229 29H231V30H229ZM255 29H256V31H255ZM101 30H100V28H99V32H100V34L103 33L104 31H105L104 33H106L108 29L105 27V30H102V32H101ZM183 30H184V31H183ZM205 30H207V28H206ZM257 30H258V31H257ZM61 31H62V30H59V34L56 33L55 35H56V36H57V35H61V33L63 32V31H62V32H61ZM69 31H71V30H69ZM207 31H208V30H207ZM60 32H61V33H60ZM71 32H72V31H71ZM88 32H89V31H88ZM93 32H94V30H93ZM167 32H168V31H167ZM197 32H198V31H196V33H197ZM200 32H202V31H199V33H200ZM256 32H257V33H263L262 35L260 34L262 37H261L260 35H257ZM69 33H70V32H69ZM176 33H177V32H176ZM52 34H53V35H52ZM72 34H73V33H72ZM95 34H99L98 31H97L96 33L94 32L92 35H95ZM107 34H108V32H107ZM190 34H193V33H190ZM224 34L222 33V35H224ZM179 35L182 36V33L179 34ZM187 35H188V34H186V36H187ZM51 36H50V37H51ZM56 36H55V37H56ZM73 36H74V35H73ZM233 36H231V38H233ZM190 37L192 38V36H190ZM258 37H259V39H258ZM57 38H58V36H57ZM57 38H56V40H58ZM216 38H217V36H216ZM223 38H224V39H223ZM231 38H229V39H231ZM182 39L184 40V38H182ZM212 39L214 40L215 38H212ZM219 39H221V38H220V37L218 38V41H219V42L217 41V39H215V40H216V41H215V44H216V45H217V44L220 45V42H221L222 40H219ZM234 39H232V40H234ZM59 40H60V39H59ZM59 40H58V42H59ZM258 40H261V41H258ZM262 40H263V41H262ZM48 41H49V40H48ZM60 41H61V40H60ZM193 41H195V40H193ZM223 41L221 42V44L223 43ZM257 41H258V43L256 44ZM49 42H51V41H49ZM58 42H57V43H58ZM61 42L63 43V41H61ZM179 42H180V40H179ZM189 42H190V41H189ZM208 42H209V40H208ZM210 42H211V41H210ZM217 42H218V43H217ZM230 42H232V41L230 40ZM9 43L11 44L12 42H8V44H9ZM62 43H60V44H62ZM132 43H133V42H132ZM180 43H181V42H180ZM183 43H184V42H183ZM183 43H182L181 45H183ZM186 43H187V42H186ZM195 43H196V42H195ZM204 43H205V42H204ZM227 43H228V41H226V44H227ZM232 43H233V42H232ZM243 43H245V44H243ZM246 43H247V44H246ZM251 43H253V44H251ZM260 43H261V44H260ZM48 44H50V43L45 44V45L48 46V47L45 46L46 49L49 48V45H48ZM202 44H203V43H202ZM208 44H209V45L211 44L210 46L213 47V46H212V43H208ZM208 44H207V42H206V45H205V44H203V45H205V46L207 47ZM230 44H231V43H228V44H227V46L229 45V48H232L233 45H235V44H233V45H230ZM248 44H250V45L248 46ZM254 44H256V45H254ZM17 45H18V44H17ZM57 45H58V44H57ZM62 45H63V44H62ZM62 45H60V46H62ZM179 45H180V44H179ZM179 45H178V46H179ZM199 45H200V44H199ZM203 45H201V46H203ZM209 45H208V48H209ZM223 45H224V43H223ZM243 45H244V46H243ZM251 45H252V46H251ZM253 45H254V46H253ZM52 46H54V45H52ZM183 46H185V45H183ZM196 46H198V45H196ZM196 46H195V47H196ZM201 46H200V47H201ZM205 46H203V47H201V48L206 49V51H205L204 53H207V54L209 55L211 50H207V48H206ZM227 46L225 45V47H227ZM231 46H232V47H231ZM255 46H256V47H255ZM5 47H6V46H5ZM5 47H3V46L0 47V50H1V51H0V54H1V52L3 53V51L5 52V49L3 50V48H5ZM17 47H19V49L17 48V50L19 51V53H18V52H17V53L14 52L13 49H12V51L10 50L11 52H10L9 50H8L9 52H7V50H6V52H5V56H6V54H7V58H8V55H11V58H12V56H14V55L16 56V54H18L19 57H21V59H24V62L21 61L20 59H18L19 57H18V55H17V59H15V60H20V62H19L20 64L18 65L17 63H15V65L17 64V66L14 65V66H15V68H13L14 71H13V69L8 68V70L11 69L9 72L13 71L11 75H14V74H15V75L18 76V77H16V78L13 76V78H14L15 80L13 79L14 81L12 80V83L14 82V85H15V82H17V83H16V84H17V85H16V88L18 89V87H19V83L21 82V84H22V85L20 84V86H21V87H20L21 92H22V89H25L26 87H29V88H28V89L26 88L25 90L28 91L30 88H31L30 90H32V86L35 85L36 82H38V77L41 76V75H39V73L36 72L37 70L34 71V69H36V68H35V65L32 63V61H34V60H31V63H32L31 66H33V68H34L33 71H32V68L29 67L30 64H27V63H26L25 58H26V59L30 58V57H27V56H29V54H30V52L28 51V49L26 48L27 50H24V49H23L24 47L22 46V47H23V48H22V47L20 46V44H19ZM20 47L22 48V51H21V48H20ZM62 47H63V46H62ZM195 47H194V48H195ZM225 47L223 46V47H221V48L224 49ZM234 47H236V46H234ZM252 47H253V48H252ZM1 48H2V49H1ZM11 48H12V47H11ZM56 48H57V47L55 46V48H53V49H56ZM74 48H76V47H74ZM133 48H134V47H133ZM180 48H182V47L179 46L178 49H180ZM191 48H192V47H191ZM191 48H190V49H191ZM258 48H260V47H258ZM62 49H63V48H62ZM64 49H66V48H64ZM64 49H63V50H64ZM196 49H197V48H196ZM217 49H218V48L215 49V46H214V49H213V50H215V54L217 53V51H216ZM227 49H228V47H227ZM232 49H233V48H232ZM251 49H250V50H251ZM23 50H24V51H23ZM67 50L71 51V52L68 51V52H69L68 54H70L69 56H71V57H70L71 60H74V59H77V60H78V56H76V55H78V54H76V53H78V51H77L76 49H75V50H76V51H75L76 53H74V52H73L74 49L72 50V48H71V49L67 48V49L65 50L66 55H67ZM194 50H195V49H194ZM199 50L202 51L203 49H199ZM221 50H222V49H220V47H219L218 51H220V52H218L216 55H219V54L221 53V54H220V55H222L221 57H224V53L222 54ZM245 50H248V49H245ZM25 51H27V52H29V53L26 52V54H25ZM45 51L47 52V50H45ZM201 51H198V50H197L198 53L201 52ZM207 51H208V52H207ZM222 51L225 52V50H222ZM252 51H248V52H250V54H251ZM20 52H21V53H20ZM22 52H24V55H22ZM48 52H53V53H54V51H51V48L49 49ZM138 52H139V51H138ZM227 52L230 53L231 50H227ZM246 52H247V51H246ZM246 52H245V53H246ZM258 52H259V53H258ZM11 53H12V54H11ZM13 53H14V55H13ZM63 53H64V52L62 51V54H63ZM71 53H74V56H72L73 54L71 55ZM201 53H202V52H201ZM204 53H202V54H203V56L205 57L206 54H204ZM213 53H214V52H212L211 55H209V56L206 55V56H208V58H210V56H211V59H213V58H212V56H213L212 54H213ZM20 54H21V55H20ZM75 54H76V55H75ZM215 54H214V56H216ZM225 54H226V52H225ZM232 54L234 55L235 53H231L230 55L228 54L230 58H231V55H232ZM25 55H26V56H25ZM66 55H65V56H66ZM140 55H141V54H140ZM197 55H200V53L197 54ZM197 55H196V54L194 55L195 58L198 57ZM238 55H239V54H238ZM22 56H23V58H22ZM24 56H25V57H24ZM214 56H213V57H214ZM226 56H227V54L225 55V57H226ZM234 56H235V55H234ZM236 56H237V55H236ZM246 56H248V55L246 54ZM3 57H4V54L2 55V59H3ZM9 57H10V56H9ZM59 57H60V56H59ZM66 57H67V56H66ZM66 57H64V58H66ZM73 57H76V58H73ZM201 57H202V56H201ZM201 57L199 56V58H201ZM221 57H220V58L218 57V58L221 59ZM251 57H252V55H251ZM253 57H255V56H253ZM13 58H14V57H13ZM15 58H16V57H15ZM51 58H52V63H53L54 60H57V58H56V59L53 58V55L51 56ZM60 58H61V57H60ZM60 58H58V59L60 60ZM160 58H161V57H160ZM199 58H198V60H197L198 63H197V62L195 61V59H193V58H192L193 60H191V61L196 62L197 65H198L199 63L204 65V63H202V62H204L203 59L201 58L202 60L200 59V61H199ZM205 58H207V57H205ZM216 58H217V57H216ZM218 58H217L218 62H216V64L219 63V61H220ZM226 58H227V57H226ZM226 58H224V59H226ZM241 58H242V57H241ZM248 58H249V57H248ZM5 59H6V58H4V60H5ZM8 59H9V58H8ZM53 59H54V60H53ZM62 59H63V58H62ZM227 59H228V58H227ZM243 59H244V57H243ZM254 59H255V58H254ZM9 60L11 61V60H13V59H9ZM67 60H68V57H67ZM67 60H66V62L69 63V60H70V59H69L68 61H67ZM204 60H205V59H204ZM217 60H214V59H213L214 62L217 61ZM236 60H237V59H236ZM244 60H245V59H244ZM248 60H249V59H248ZM248 60H245V62H247ZM251 60L254 61L253 58H251ZM2 61H3V60H2ZM6 61H7V59H6ZM13 61H14V60H13ZM13 61H11V62H13ZM28 61H30V60H27V62H28ZM57 61H58V60H57ZM201 61H202V62H201ZM209 61H210V59H209ZM213 61H212V63H213ZM221 61H224L223 58H222ZM230 61H231V59H230ZM230 61H229V62H230ZM255 61L258 62L257 58H256ZM263 61H264V60H263ZM14 62H16V61H14ZM14 62H13V63H14ZM48 62H49V60H48ZM50 62H51V61H50ZM55 62H56V61H55ZM55 62H54V63H55ZM63 62L66 63L64 60H63ZM70 62H71V61H70ZM75 62H76V61H75ZM194 62H193V64H195ZM207 62H208V61H207ZM224 62H225V61H224ZM235 62H236V61H235ZM237 62H238L239 64H243V62L240 61V60L237 61ZM240 62H241V63H240ZM245 62H244V63H245ZM260 62H261V61H260ZM9 63H10V62H9ZM13 63H11V64H13ZM46 63H47V62H46ZM52 63H51V64H52ZM54 63H53V64H54ZM57 63H59V61H58ZM57 63H55V64L57 65ZM68 63H66V64H68ZM109 63H110V62H109ZM205 63H206V62H205ZM225 63H226V62H225ZM225 63H224V65H223V62H222V64H221L222 66H220L221 70H222L224 67H226V66L229 67V65H226V66H225ZM230 63H231V62H230ZM11 64H10V65H11ZM62 64H63V63H62ZM163 64L165 65V63H163ZM193 64H192V65H193ZM200 64H199V65H200ZM232 64H233V63H232ZM253 64H254V63H253ZM262 64H263V63H262ZM49 65H50V64H49ZM59 65H60V63H59ZM69 65H71V64H69ZM199 65H198V66H199ZM235 65H236V64H235ZM235 65H234V66H235ZM14 66L11 65V66H9V67H14ZM54 66H55V65H54ZM161 66L163 67V65H161ZM161 66H160V68H162ZM223 66H224V67H223ZM0 67H2V66H0ZM57 67H58V69L60 68L59 70H61V68H62L63 66L61 67V66H58V65H57ZM57 67H56V69H57ZM165 67H166V65H165ZM193 67H195V66L193 65ZM199 67L201 68V67H204V66L200 65ZM199 67H198V68H199ZM218 67H219V65H218ZM222 67H223V68H222ZM235 67H236V66H235ZM2 68H4V67H2ZM179 68H180V67H179ZM215 68L218 69L216 66H215ZM112 69H113V68H112ZM157 69H158V67H157ZM192 69H194V68H192ZM201 69H202V68H201ZM224 69H225V68H224ZM6 70H7V69H6ZM22 70H23L24 72H23ZM114 70L116 71L115 68H114ZM114 70H113V71H114ZM154 70H155V68H154ZM180 70H182V69H180ZM206 70H207V69H205V71H206ZM218 70H219V69H218ZM225 70H227V69H225ZM4 71H5V70H4ZM15 71H16V72H19V71H20V72H19L20 75H18V73H16ZM110 71H111V70H110ZM113 71L110 72V73H113ZM159 71H160V70H159ZM211 71H212V70H211ZM31 72H36V74L33 73V75L35 74V75H34V76H35L34 79H33L32 76H31V75H32ZM154 72H155V71H154ZM190 72H191V69H190ZM7 73H8V72H7ZM115 73H117V71H116ZM115 73H114V74H111V76L114 75V77H118L117 80H119L120 77L122 76L123 72H121L122 74H121L120 76H119V75L117 76V74H120L119 72H118L117 74H115ZM160 73H161V71H160ZM160 73H158V74H160ZM170 73H171V72H170ZM204 73H205V72H204ZM211 73H213V72H211ZM8 74H9V73H8ZM30 74H31V75H30ZM162 74H163V73H162ZM175 74H176V73H175ZM205 74H206V73H205ZM205 74H204V75H205ZM36 75H37V78H36ZM155 75H157V74H155ZM163 75L165 76V74H163ZM163 75H162V77H160V78H163ZM171 75H172V74H171ZM204 75H202V76L204 77ZM208 75H209V74H208ZM208 75H207V76H208ZM8 76H9V75H8ZM30 76H31V79H30ZM34 76H33V77H34ZM148 76H149V75H148ZM157 76H158V75H157ZM159 76H160V75H159ZM166 76H167V75H166ZM166 76H165V77H166ZM168 77H170V76H168ZM171 77H172V76H171ZM173 77H174V74H173ZM179 77H180V76H179ZM185 77H186V76H185ZM192 77H193V76H192ZM10 78L12 79V76L9 77L8 79H10ZM18 78H20L21 80H18ZM28 78H29L30 80H29ZM40 78H41V77H39V79H40ZM123 78H124V77H123ZM147 78L149 79V77H147ZM160 78H157V79H160ZM175 78H176V75H175ZM188 78H189V77H188ZM205 78H207V77H205ZM208 78H209V77H208ZM6 79H7V78H6ZM36 79H37L36 82H35V81H32V80H36ZM112 79H113V77H112ZM172 79H173V78H172ZM211 79H212V78H211ZM17 80H18L19 82H18ZM163 80H164V79H163ZM179 80H180V79H179ZM186 80H187V79H186ZM203 80H205V79H203ZM206 80H208V79H206ZM206 80H205V82H206ZM30 81H31V82H30ZM43 81H45V77H44ZM141 81H142V79H141ZM172 81H174V80H172ZM182 81H184V80H182ZM187 81H188V80H187ZM190 81H191V80H190ZM4 82H5V81H4ZM10 82H11V81H10ZM10 82L6 83L5 85L9 84ZM46 82H47V81H46ZM120 82H121V81H120ZM185 82H186V81H185ZM185 82H184V83H185ZM12 83H11V85H12L11 87H10L9 85H8V86L3 85L4 87H6L5 89H9V90H2L3 93H2L1 90H0L1 95H2V97L0 96V97H1L0 100H1L2 98H3L2 100H4L3 102L0 101V103H4V102H5L4 105L7 104V105H6L7 108L4 109L5 112H3V109H2V111H0L1 113H6V115L2 116L3 114L0 113V117H4V118H5L6 116H8L7 113H10V112H12V114H13V110H14L13 107H15V104H17V102H18V100H16L17 102H16L15 104H14V102H13V106H10L11 99L14 100L15 96H18V95H15V94L13 93V91H12L13 95H15V96H14V98H13V97H12L11 99L9 98V96H12L11 93H10V91H11V90H14V88H15V86H14V88H12V87H13V84H12ZM118 83H119V82H118ZM140 83H141V82H140ZM206 83H207V82H206ZM27 84H29V85H27ZM37 84H38V83H37ZM39 84H40V83H39ZM43 84H45V83L43 82ZM141 84H143V82H142ZM168 84H169V83H167L166 85H168ZM175 84H176V83H175ZM190 84H191V83H190ZM204 84H205V83H204ZM30 85H31V86H30ZM46 85H47V84H46ZM46 85H45V87H46ZM182 85H184V84H182ZM38 86H39V85H38ZM79 86H80V85H78L77 87L79 88ZM180 86H181V85H180ZM193 86H194V85H193ZM209 86H210V85H209ZM4 87L2 88V86H1L0 89H4ZM7 87H8V88H7ZM9 87L11 88V90H10ZM23 87H24V88H23ZM34 87H35V86H34ZM168 87H169V86H168ZM168 87H167V88H168ZM170 87H171V86H170ZM172 87H173V85H172ZM181 87H182V86H181ZM35 88H37V87H35ZM80 88H81V87H80ZM163 88L165 89L166 87H163ZM175 88H176V86H175ZM175 88H174V89H175ZM184 88H185V87H184ZM38 89H39V88H38ZM76 89H77V88H76ZM76 89H75V90L73 89L75 92L72 91V90H71V91H72V93H76V96H78V97H75L74 94H71V93H70V95H69L70 98H71L70 101L72 100L73 102L71 101L72 103H70V101H69V102H67V103H70L71 105L74 103L75 105H77V107H78L77 110H75V109H76V108H75L74 111H73V113H71L72 110L70 111V109H71V108H74V107H76V106H74V107H69V106H71V105L68 104V105H69V106H68L69 108H68L67 110L64 109V110H65V111H64V114H63V112L61 113V114L65 115V118L63 117V115H62V117H63V119H64V120H63L64 122H65V120H66V123H67V124H66V125H67V126H66V129L68 130V128H69V129L72 131V132H70V133H72L73 135H76V133L74 134V132H76L78 128L83 127V126H79V123H80L79 121H80L81 118H83L82 121H83L84 123L86 122V124H87V123L89 124V122L91 123L92 119L95 120V121H93V123H94V124H97V123H98L97 126L94 125V126H95V129L98 127V125H101L100 127L97 128V129H98L97 132L100 131V132H98V134L101 133L102 130H104L105 128L108 129L107 127H111L112 124H110V123H112L113 120H112V122H111V121H110V120H111V119H110L111 117L109 118V116H111V114H113V113H110V111H111V112L114 111L115 108H114V109H111V108H112V105H114V104H112V105H111L110 103L103 104L102 102H101L102 104H99L100 101L98 102V100H97V102H96V101H94V102H89V103H91L93 106L91 105V106H92L91 109H88V108H89L88 106H85L84 104H81V103H80V101H82L83 98H85L84 96L81 95L83 98L80 100L81 96L78 95V94H81V93H82V92H80L81 89H77V90H76ZM174 89H171V90H174ZM190 89H191V87H190ZM196 89H197V88H196ZM196 89H195V90H196ZM25 90L23 91V93H24L23 95H30V94H28L27 91H25ZM30 90H29V91H30ZM34 90H36V89H34ZM44 90H45V89H44ZM46 90H47V89H46ZM78 90H79L80 93H79V92H78V93L76 92V91H78ZM210 90H211V89H210ZM166 91H167V90H166ZM175 91H176V90H175ZM182 91H183V90H182ZM182 91H181V93H182ZM186 91H187V90H184V92H186ZM197 91H198V89H197ZM7 92H8V94H9V93H10V94L8 95ZM25 92H26L27 94H25ZM32 92H33V91H30L29 93H32ZM37 92H38V91H37ZM164 92H165V90H164ZM178 92H180V91H178ZM16 93H17V91H16ZM18 93H19V89H18ZM168 93L170 94L169 91H168ZM168 93H167V94H168ZM192 93H193V91H192ZM195 93H197V92H195ZM32 94H34V93H32ZM42 94H43V92H42ZM42 94H41V95H42ZM118 94H119V92H118ZM183 94H184V93H183ZM197 94H199V92H198ZM19 95H20V94H19ZM34 95H35V94H34ZM37 95H38V93H37ZM37 95H35V96L37 97ZM43 95H45V94H43ZM181 95H182V94H181ZM184 95H185V94H184ZM186 95H188V94L186 93ZM35 96H30V97H35ZM73 96H74L75 98H74ZM173 96H174V95H173ZM178 96H180V95L178 94ZM19 97H20V96H19ZM19 97H16V98L19 99ZM24 97H25L26 100H27L26 102L29 101V102L32 103V102L35 101V102L38 103V104H40L41 102H43V100H42V99H39V98H38L39 101H38L37 98H36L37 100H34V101L32 100V101H30L32 98H31V99H28L29 97H28V98H27L26 96H24ZM38 97H39V96H38ZM72 97H73L74 99H73ZM194 97H196V95H194V96H193V99H192V100L195 101V99H197V97H199V96L197 95L196 98H194ZM199 98H200V97H199ZM202 98H203V97H202ZM33 99H34V98H33ZM68 99H69V98H68ZM19 100H20V99H19ZM23 100H24V99H23ZM40 100H42V101L40 102ZM115 100H117V99H115ZM115 100H114V101H115ZM173 100H174V99H173ZM176 100H177V99H176ZM192 100L190 99V102H191ZM14 101H15V100H14ZM84 101H85V99H84ZM91 101H92V100H91ZM108 101H110V100H108ZM108 101H107V102H108ZM196 101H199V99L196 100ZM196 101H195L194 103H192L193 101L191 102V105L193 104L192 107H193V106H196V108L198 107V106L195 104V103H197ZM19 102H20V101H19ZM22 102L25 103V101H22ZM29 102H28V103H29ZM44 102H45V101H44ZM46 102H47V101H46ZM173 102H174V101H173ZM183 102H186L187 105L189 104V101H183ZM187 102H188V103H187ZM202 102H203V101H202ZM202 102H201V104H203ZM83 103H84V102H83ZM111 103H112V101H111ZM25 104H26V103H25ZM108 104L111 105V106H108ZM172 104H173V103H172ZM174 104H175V103H174ZM186 104H185V105H186ZM199 104H200V103H199ZM201 104H200V106L203 107V105H201ZM0 105H1V104H0ZM17 105H18V104H17ZM19 105H20V107H21V109H22L23 106H21L20 103H19ZM27 105H28V107H29V104H26V106H27ZM41 105H42V104H41ZM43 105H44V104H43ZM86 105H88V104H86ZM1 106H2V105H1ZM24 106H25V105H24ZM84 106H85V107H84ZM178 106H179V105H178ZM182 106H183V104H182ZM188 106H189V105H188ZM3 107H4V106H3ZM20 107H19L18 109H20ZM30 107H31V105H30ZM66 107H67V106H66ZM189 107H190V106H189ZM192 107H191V108H192ZM1 108H2V107H1ZM15 108L17 109V107H15ZM33 108L35 109L36 107H35V106L33 107V105H32V107H31L32 110H31V109H30V110H31V111H34ZM84 108L88 109L87 111H89V112H90V111H92V112L94 111L93 113H94L96 116H95L93 113L88 114V113H89V112H88L87 115L89 116V118H91L90 121L87 120V118L82 117V116H84V115L81 114V113L84 112V113L86 114V112H85L86 110H84ZM92 108H93V109H92ZM185 108H186V107H185ZM36 109H37V108H36ZM36 109H35V111H34L32 114H34L35 112H37V110L40 111L39 108H38L37 110H36ZM46 109H47V107H46ZM110 109H111V110H110ZM187 109H190V108L187 107ZM200 109H201V108L199 107V109H198V108L196 109L197 112L195 111V109H194V111L192 112V113H197V115H195L196 118H197V117H200V115L198 116V114H200V113L202 114V112H203L204 110H206V109H204L203 111L200 112ZM44 110H45V109H44ZM44 110L41 108V111H44ZM47 110H48V109H47ZM47 110H46V111H47ZM184 110H185V109H184ZM198 110H199V111H198ZM16 111H17V110H16ZM19 111H20V110H19ZM31 111L29 112V113H30L29 116L32 115V114H31ZM75 111H76V112H75ZM108 111H109V112H108ZM185 111H186V110H185ZM191 111H192V110H191ZM47 112H48V111H47ZM205 112L208 113L207 110H206ZM205 112H204V115L206 114ZM16 113H18V112H16ZM16 113H14V114H16ZM21 113H22V112H21ZM21 113L19 112V114H21ZM23 113H24V110H23ZM38 113H39V114H42V112H38ZM186 113H188V112H186ZM192 113H191V115H193ZM12 114H11V115H12ZM39 114H38V115L35 114L36 116L33 115L32 118H33V119H36V118H34V116L37 117V116H39ZM87 115H85V116H87ZM185 115H186V114H184V116H185ZM187 115H188V117H189V114H187ZM206 115H209V114H206ZM17 116H18V118H19V115H17ZM25 116H26V113H25ZM42 116H43V114L39 116V119H38V120H41L40 117H42ZM92 116H93V117H92ZM10 117H11V116L9 115V116L6 117L4 120H7V119L9 120ZM27 117H28V116H27ZM96 117H97V118H96ZM99 117H100V118H99ZM101 117H102L103 119H101ZM112 117H113V115H112ZM16 118H17V117H16ZM20 118H21V116H20ZM89 118H88V119H89ZM104 118H105V120H104ZM106 118H107V121L109 120L108 123L110 122L109 124H110L111 126H110L109 124H106V123H107V122H105V121H106ZM186 118H187V116H186ZM11 119H12V118H11ZM11 119H10L9 123H6L5 121H3V124L6 123V124L9 125L10 122H11L13 119L15 120V118H13L12 120H11ZM1 120H2V119H1ZM1 120H0V122H1ZM16 120H17V119H16ZM20 120H21V119H20ZM20 120H19V121H20ZM36 120H37V119H36ZM36 120H34V122H35ZM84 120H85V121H84ZM102 120H104V121H103V122H100V121H102ZM183 120H184V119H183ZM188 120H189V119H187V121H188ZM197 120L199 121L200 119L197 118L196 120H194V122H195L194 124L198 123V122H196ZM61 121H62V120H61ZM63 121H62V122H63ZM88 121H89V122H88ZM185 121H186V120H185ZM185 121H184V123H185ZM95 122H96V123H95ZM188 122H189V121H188ZM191 122H193V120H192ZM191 122H190V123H191ZM12 123H13V122H12ZM14 123H15V122H14ZM35 123L37 124V122H35ZM60 123H61V122H60ZM81 123H82V122H81ZM84 123H83V124H84ZM99 123H100V124H99ZM113 123H114V122H113ZM190 123H189V124H190ZM0 124H1V123H0ZM64 124H65V123H64ZM185 124H187L188 127L191 126V125H188L187 122H186ZM10 125H11V124H10ZM14 125H15V124H14ZM84 125H85V124H84ZM90 125H91V124H90ZM183 125H184V124H183ZM62 126H65V125H62ZM173 126H175V125H173ZM181 126H182V124H180V127H181ZM194 126H196V125H194ZM0 127H1V126H0ZM2 127H3V126H2ZM5 127H6V126H5ZM88 127H89V126H88ZM90 127H91V126H90ZM90 127H89V128H90ZM182 127H183V126H182ZM182 127H181V128H182ZM191 127H193V125H192ZM9 128L12 129V127L9 126V127L5 128L6 130H5L4 132H8V133L11 134L10 131H7V129H9ZM85 128H86V127H85ZM85 128H84V129H85ZM178 128H179V126H178ZM178 128H176V130H177ZM184 128H186V126H184ZM195 128H196V127H195ZM1 129H2V128H1ZM1 129H0V130H1ZM11 129H9V130H11ZM87 129H88V128H87ZM87 129H85V130H87ZM92 129H94V128H92ZM92 129H91L90 131H92ZM101 129H102V130H101ZM167 129H169L168 126H167ZM167 129H166V130H167ZM171 129H173V128H171ZM188 129H189V130H187V128H186V131H185L184 129H182L183 132H181V133H185V132L187 133V131H190V130L192 131V129L195 130L194 128H188ZM2 130H4V129H2ZM13 130H14V128H13ZM70 130H68V131H70ZM80 130H81V129H78V131H80ZM176 130H175V131H176ZM178 130H179V129H178ZM178 130L176 131L177 133L180 132V131L178 132ZM196 130H197V129H196ZM196 130H195V131H196ZM65 131H66V130H65ZM82 131H83V130H82ZM171 131H172V130H171ZM171 131H170V132H171ZM184 131H185V132H184ZM13 132H14V131H13ZM103 132H105V133L107 134V132H106L105 130H104ZM103 132H102L101 134H103ZM167 132L170 133L169 130H167ZM173 132H174V130H173ZM173 132H171L170 134H168V136L170 137V135H171ZM192 132H193V134H196L194 131H192ZM192 132H191V133H192ZM66 133H67V132H66ZM80 133H81V132H80ZM86 133H87V132H86ZM89 133H90V132H89ZM177 133H176V134H177ZM188 133H189V132H188ZM47 134H48V132H47ZM47 134H45V135H47ZM81 134H82V133H81ZM121 134H122V133H121ZM173 134H174V133H173ZM173 134H172V135H173ZM189 134H190V133H189ZM189 134H188V135H189ZM11 135H12V134H11ZM45 135L42 136V137H39V139L42 140V141H40L41 145L35 141V142L37 143L38 147H41V148L39 149V148L36 146V148H35L36 152L34 151V148H33L34 145H36V144H34V145L30 144L32 147H31L30 145L28 146V147H30L31 150H28V149H29L28 147H27L28 149H26V150L24 149L25 152L30 153V155L28 154V156H31V154L33 155L34 152H35V153H34V155H35V154L38 152V153L35 155V161L37 162V165H36V166H42L41 163H40V161H42V159H43L42 163L45 161V164H43V166H45V165H48V166H49V163H50V162H51V163H54V162H55V159H54V158L57 159V157L61 160V161H60V160L58 161L59 164H61V165H62V164H63V165L65 164L64 166H67V164H68L69 161H70V158H68V159H65V158H64V160H63V157H64V156H66V157L71 156V155H69V154H72V153H70V152H72V151H73V154L76 155V156H77V154L82 153V151L80 152V151L77 150V148H76V144H77V143L79 144L78 146H80V140H79V142H77V143L74 144V145H75V148H76V149H75V148H74V145H72L71 143H72V142H76V141H72V142H69V143H68V142H66V141H62V140H64V138L61 137V139H60V136L58 135V136H59V139H57V140L55 139V140H56V141L59 140V141H58L59 144H56V145H55V144H52V143H53V142H52L53 137H52V138L50 137L51 140H50V139H49V140H48V139H46V140L44 139V140H43L42 138L45 137ZM49 135L51 136V133H50V132H49ZM53 135H54V134H53ZM53 135H52V136H53ZM56 135H57V134H56ZM69 135H70V134H69ZM125 135H126V134H125ZM180 135H181V134H180ZM180 135H179V136H180ZM182 135H183V134H182ZM186 135H187V134H186ZM67 136H68V135H67ZM80 136H81V135H80ZM80 136H78V137H80ZM82 136H86L85 132H84V135L82 134ZM103 136H104V135H103ZM168 136H167V138H168ZM179 136L177 137V135H176V137H175V135H173V137L176 138V140H173V143L175 142V143H174V148H175V145H178V144H179L178 141L181 142L182 139H183V137L185 138V135H183V137H180V138H182V139L180 140ZM189 136H190V135H189ZM194 136H195V135H194ZM231 136H232V135H231ZM47 137L49 138L48 135H47ZM65 137H66V135H65ZM71 137H72V136H71ZM74 137H76V139H78L77 135L74 136ZM186 137H187V136H186ZM191 137H192V134H191ZM191 137H190V138H191ZM229 137H230V136H229ZM229 137H228V139L230 140L232 137H231V138H229ZM45 138H46V137H45ZM80 138H81V137H80ZM83 138H85V137H83ZM83 138H81V141H82ZM106 138H107V136H106ZM177 138H179V139H177ZM190 138H188V139L190 140ZM233 138H234V137H233ZM85 139H86V138H85ZM173 139H174V138H173ZM55 140L53 139L54 142H55ZM66 140L68 141L69 139H66ZM86 140H87V139H86ZM177 140H178V141H177ZM229 140H228V142H226V141H227V139H226L225 142H223V143H225V144H226V143H227V144L230 143V144H231V143H232V142H231L232 140H231L230 142H229ZM69 141H71V140H69ZM83 141H84V140H83ZM105 141H106V139H105ZM109 141H110V140H109ZM112 141H113V140H112ZM167 141H168V140H167ZM233 141H234V140H233ZM49 142H50V143H49ZM58 142H55V143H58ZM86 142H87V141H86ZM171 142H172V141H171ZM177 142H178V143H177ZM184 142H185V141H184ZM240 142H241V141H240ZM240 142H239V143H240ZM29 143H31V142H29ZM33 143H34V142H33ZM42 143H43V144H42ZM44 143H45V144H44ZM107 143L109 144V142L106 141V143H104L102 146H100V147H101L100 149L98 148V152H99V153L96 154V155H100V154L103 155V156H101V158L103 157V160H102V163H103V161L106 160V159H104V153L109 154L108 152L111 151V152H110L111 155H110L109 161H110V160L112 161V160L114 159V160L118 163V164H117V163L115 162V164H116V165H119V164H120V160H118V159H120L121 157H120V158H119V156L117 157L116 153H115V155H116L117 159H116V157H115V158H112V157H111V156H113V153H112L113 151H112V150H113L114 148H116V147H113V149H112L111 142H110L111 147H110L109 145H107L106 147H104V145H106ZM114 143H115V142H114ZM166 143H167V142H166ZM182 143H183V142H182ZM182 143H180V144H182ZM186 143H187V142H186ZM188 143H189V141H188ZM237 143H238V142H237ZM237 143H236L237 146H235V143H234V144H231V145H232V146H235V147H238V150L241 151L240 153H244L245 151H246L247 153H250V155L246 154V152L243 154L244 156L246 155V157H247L248 159H250V162H248V164L251 165V167H248V166H250V165H246V164H247V161H249V160H247V158H243V160H244V159H245V161L247 160L246 162H244L245 165H243V166H245V167H243V170H244V171L242 172V174H241V172H240V174H241L242 177H243V175H244L245 173H248V172L251 173L250 171L253 172V169H254L255 167H257L258 162H256V159H255L256 164H255V166L252 168V164L254 165V162H252V160L254 159V157H255V158H257L258 156L260 157V155H257V156L255 155V156H254L255 153L253 154L252 152H257L256 150L259 148V147H257V146H259V145H254V146L257 147V148H255V147L252 146V147H251L252 149L249 148V147L247 146L249 149H251V151L249 150V151H250V152H249L247 149L245 150L246 145H245V148L241 149V148H240L241 146H240L239 144H237ZM69 144H70L71 146H70ZM85 144H86V143H85ZM85 144H84L83 146H85ZM112 144H113V143H112ZM117 144H118V143H117ZM120 144H121V143H120ZM240 144H241V143H240ZM222 145H223V144H222ZM241 145H242V147H244V146H243L244 143L241 144ZM87 146H88V145L86 144V146H85V149H86V150H87V148H88ZM170 146H171V145H170ZM223 146H224V145H223ZM226 146H227V145H226ZM226 146H225V147H226ZM232 146H231V147H232ZM12 147H13V146H12ZM42 147H44V149H43ZM71 147L74 148V149H71ZM103 147H104V148H103ZM109 147H110V148H109ZM122 147H123V146H122ZM235 147H233L232 149H234ZM82 148H83L82 146H80V148L78 147V149H82ZM239 148H240V149H239ZM253 148H254V149H253ZM110 149H111V150H110ZM119 149H120V148H119ZM122 149L125 150V148H122ZM232 149H231V151H232ZM255 149H256V150H255ZM260 149H261V147H260ZM13 150H16V149H13ZM101 150H102V151H101ZM106 150H107V151H106ZM116 150H118V149H116ZM116 150H115V151H116ZM224 150H225V149H224ZM9 151H10V150H9ZM9 151H8V152H9ZM83 151H84V153L86 154V155H84V158L87 157V159H88V158H89V156H87L88 152H85L84 149H83ZM88 151H89V150H88ZM100 151H101V152H100ZM103 151H104V153H103ZM121 151H122V150H121ZM234 151H235V150H234ZM11 152H12V151H11ZM11 152H9V154H10ZM16 152H17V154H16L15 152H14V153L12 152L13 155H15V154L18 155V152H21V151L17 150ZM25 152H24V154H25ZM31 152H32V153H31ZM40 152H41V155H40ZM78 152H80V153H78ZM89 152H90V151H89ZM117 152H118V151H117ZM123 152H124V151H123ZM125 152H126V151H125ZM153 152H155V153L153 154ZM156 152H157V150H156V151H152V153H151V152H150V153H151L152 156H155L156 154H160V153H156ZM218 152H219V151H218ZM218 152H217V153H218ZM226 152H227V151H226ZM12 153H11V155H12ZM21 153H22V152H21ZM68 153H69V154H68ZM75 153H77V154H75ZM90 153H91V152H90ZM120 153H121V152H120ZM120 153H118V155H120ZM130 153H131V152H130ZM148 153H149V152H148ZM164 153H165V152H164ZM259 153H264V152L260 150ZM19 154H20V153H19ZM38 154H39L41 157H40ZM257 154H258V153H257ZM0 155H1V154H0ZM22 155H23V154H22ZM34 155H33V156H34ZM63 155H64V156H63ZM74 155H73V156H74ZM81 155H83V154H81ZM91 155H92V154H91ZM130 155H131V154H130ZM218 155H219V154H218ZM6 156H7V155H6ZM25 156H26V155H25ZM33 156L30 157L31 160L34 159ZM62 156H63V157H62ZM73 156H72V157H73ZM94 156H95V155H94ZM106 156H107V155H106ZM125 156H126V155H125ZM146 156H147V155H146ZM146 156H145V160L148 159V156H149V158L151 159L150 154H148L147 157H146ZM157 156H158V155H157ZM214 156H215V155H213V158H212L211 160L208 159L207 156H206V157H207L206 159L202 158V160H203V161L206 160V163L204 162L205 164H207V160H209V161H208L209 166H210V163H213V165H214V162H213V161L215 160V159H214ZM262 156L264 157V155H262ZM37 157H38V158H37ZM92 157H93V155H92ZM113 157H114V156H113ZM158 157H159V156H158ZM160 157H161V156H160ZM203 157H205V156H203ZM209 157L211 158V154L209 155ZM259 157H258V159H261V158H262V157H261V158H259ZM13 158H14V157H13ZM39 158H40V159H39ZM41 158H42V159H41ZM74 158H75V157H74ZM90 158H91V157H90ZM101 158H100V159H101ZM106 158H108V157H106ZM125 158H126V157H125ZM0 159L3 160V158H2L1 156H0ZM23 159H24V158H23ZM76 159H78V157H76ZM79 159L81 160V157H80ZM97 159H98V158H97ZM123 159H124V158H123ZM143 159H144V158H143ZM150 159H148L147 162H148ZM152 159H153V157H152ZM154 159H155V158H154ZM154 159H153V160H154ZM157 159H158V158H157ZM258 159H257V160H258ZM71 160H72V159H71ZM80 160H79V162L81 163L82 161H80ZM92 160H93V162H94L92 166H94V164L96 163V162L94 161V160H96V157H93ZM114 160H113V161H114ZM121 160H122V159H121ZM145 160H144V161H145ZM38 161H39V162H38ZM46 161H47V162L50 161V162L47 163ZM74 161H75V160H74ZM106 161H107V160H106ZM131 161H132V160H131ZM253 161H254V160H253ZM258 161L260 162V168H262V169H260V170H263L264 167H263V165H261V164H262V161H264V160L261 159V160H258ZM4 162L6 163V160H5ZM32 162H34V161L32 160ZM99 162H100V161H99ZM145 162H146V161H145ZM145 162H144V166H145ZM209 162H210V163H209ZM72 163H73V160H72ZM76 163H78V161H76L75 164H76ZM97 163H98V162H97ZM102 163H101V164H102ZM105 163H106V162H105ZM110 163H112V162H110ZM263 163H264V162H263ZM2 164H3V163H2ZM78 164H79V163H78ZM78 164H76V165H78ZM91 164H92V163H91ZM115 164H114V165H112V164L109 165V164H108V165L111 166V167H116ZM121 164H122V162H121ZM124 164H125V163H124ZM129 164H130V163H129ZM146 164H147V163H146ZM4 165H6V164H4ZM4 165H2V166H4ZM53 165H55V164H53ZM53 165H50L51 167H50V166H49V167L52 169V166H53ZM68 165H71V164L69 163ZM99 165H100V164H99ZM108 165H107V167H108ZM125 165H127V164H125ZM125 165H123V167H124ZM196 165H197V164H196ZM213 165H211V166L213 167ZM258 165H259V164H258ZM32 166L35 167L34 165H32ZM56 166L58 167V165H56ZM130 166H131V165H130ZM149 166H150V164H149ZM209 166H207L208 168H206V169L212 170V168L209 167ZM33 167L31 168V170L33 169ZM45 167H47V166H45ZM45 167H42V168H44V170H45ZM49 167H47L46 169L48 170ZM53 167H54L53 169H57V167H55V166H53ZM76 167H77V166H76ZM97 167H98V166H97ZM214 167H215V166H214ZM247 167H248V168H247ZM1 168H2V167H1ZM39 168H40V167H39ZM60 168H61V167H60ZM63 168H64L63 170H62V169H57V170H56V173H58V175H60L61 172L63 173V171L66 169L65 167H63ZM69 168H70V167H69ZM74 168H75V166L73 165V170H75ZM101 168H102V167H101ZM108 168H110V167H108ZM124 168H125V167H124ZM126 168H127V167H126ZM201 168H203V167H201ZM245 168H247V169H245ZM250 168H252V170H250ZM257 168H258V167H257ZM257 168H256V169H257ZM2 169H3V168H2ZM86 169H88V168H86ZM89 169H90V164H89ZM111 169H112V168H111ZM147 169H149V170H145V172H146V171H148V172L151 171L150 168H147ZM248 169H249L250 171H249ZM35 170H36V169H35ZM35 170H34V171H35ZM39 170H41V169H39ZM59 170H60V172H58ZM73 170L71 169V171H70V174H71V175H73L74 172L76 173V171H73ZM76 170H78V169H76ZM119 170H120V169H119ZM195 170H196V169H195ZM201 170L203 171L204 168L201 169ZM254 170H255V169H254ZM34 171L31 172L32 175H34V173H33ZM41 171H43V170H41ZM67 171H69V170H67ZM67 171H64V172H67ZM72 171H73V172H72ZM88 171H89V170H88ZM140 171H141V170H140ZM202 171H201V172H202ZM246 171H247V172H246ZM255 171H256V170H255ZM5 172H6V171H5ZM23 172H24V171H23ZM36 172H37V171H36ZM36 172H35V173H36ZM38 172H39V171H38ZM47 172H50V174L52 175V173H51L52 171H46V172H44V173L46 174ZM54 172H55V170H54ZM54 172H53V173H54ZM141 172H142V171H141ZM148 172H147V173H148ZM151 172H152V171H151ZM208 172H209V171H207V172L205 173V171H204V173L199 174V173H200V171H199V172H197V173L195 172L196 175H195V174H193V175H195V177L198 175L197 177H200V178H201V176H203V177H205V178H204V179H205L204 181H208V178H209V177L205 175V174H207ZM210 172H211V171H210ZM6 173H8V172H6ZM6 173H5V174H6ZM28 173H29V172H28ZM31 173H30V174H31ZM44 173H42V174H44ZM56 173H55V174H56ZM147 173H146V175H145L144 177H146V176L149 177V175H147ZM152 173H153V172H152ZM243 173H244V174H243ZM249 173H248V174H249ZM37 174H38V173H37ZM37 174L34 175V176H38V178H40V177H39L40 175H37ZM50 174H49V175H50ZM55 174H53L52 177H55ZM67 174H68V172H67ZM101 174H102V173H101ZM202 174H203V175H202ZM222 174H225V173H222ZM22 175H23V174H22ZM28 175H29V174H28ZM62 175H64V173H63ZM74 175H78V174H74ZM143 175H144V173H142V177H143ZM193 175H192V176H193ZM218 175H219V174H218ZM225 175H226V174H225ZM241 175H237V177H238V176H241ZM250 175H251V174H249V175L246 174L245 176H249V177H251ZM20 176H21V175H20ZM24 176H25V175H24ZM34 176H33V177H34ZM43 176H44V175H43ZM46 176H48V174H46ZM137 176H138V175H137ZM139 176H141V175H139ZM210 176H211V175H210ZM245 176H244V177H245ZM26 177H27V176H26ZM26 177H24L22 180L24 181V183H25V185L27 186L28 190H27V189H23V192L21 193V194H23V195H20V198H21V199L16 197L18 202L21 201L20 204H19L20 207H22L21 203L26 199V197L28 198V195H29V194H26V192L29 193V190L32 191L34 188H35V190L37 189V190H36L37 192H35L34 194H36V193H37V194H40V193L43 194V193H44V195H45V193H47V196H48V197H47V196H43L42 194H40V195L42 196V198L45 197L43 201L41 200L40 196L37 197V195H36L35 197L38 198V199H37V202H38V203L41 204L42 202H44V204L48 206L47 208H48V209H49V208L52 209L53 212H54V209L57 208V210H61V209H58V208H62V207H64V206L66 205V204H63V202H62V201H64V202L66 203V201H65L64 199H63V200H62V199H57V200H60V201L62 200L60 203H59V202H54V201H53V199H54L56 196L58 197V195H60V194L57 195V193H60V192H61V191L59 190V187L62 189V186H60V185H63V184H60V183H59V185H56L57 183L55 184L54 181L52 182L51 180H53V178H52V177H49V176H48V178H51V180H48V178L46 177L47 180H44V178H43V181H44V182H43V181H42V182H39V184H38L37 182H35L34 180H30L29 178H27V179L25 180ZM30 177H31V175H30ZM76 177H77V176H75V178H76ZM188 177L190 178V180L192 179V177H190V176H188ZM197 177H196V178H197ZM207 177H208V178H207ZM219 177H221L225 182L228 180V181H229V182L227 181V182H228V186H227L225 183H223L222 180H220L221 183H220V181L218 182V184L220 183L221 185H220V184L217 185L216 180H218V179H220V178H218V179L216 178V180H215L216 185H217L218 187H219V186L223 187V185H222V183H223L224 186L226 185V188L224 187V189H227V188H228V190H229V188H231V186H232V187L234 186L235 188H237V187H239L240 185H243V184L245 183L244 181H247V179H248L247 177H245V179H244V177H243V180H244V181H242L243 184H239V183H237V184L239 185V186H238V185L235 184V183H234L233 185H230V184H232L231 182L234 181V180H232V181H230L229 179L226 180L225 178H227V177H225V176L222 177L221 173H220V176H219ZM31 178H32V177H31ZM79 178H80V177H79ZM99 178H100V177H99ZM196 178H195V179H196ZM238 178H239V177H238ZM12 179H13V178H12ZM28 179H29V181H31V182L34 181V182H32V183H34V184H32V183H30L29 181H27ZM33 179H34V178H33ZM80 179H81V178H80ZM80 179H79V180H80ZM129 179H131V178H129ZM134 179H135V178H134ZM145 179H146V178H145ZM149 179H150V178H149ZM195 179H194V177H193L192 181H194ZM206 179H207V180H206ZM20 180H21V178H20ZM40 180H42V178H40ZM54 180H55V179H54ZM76 180H77V179H76ZM76 180H75V181H76ZM94 180H95V178H94ZM97 180H98V179H97ZM132 180H133V179H132ZM141 180L143 181V179H140V181H141ZM147 180H148V178H147ZM190 180H189V181H190ZM9 181H10V180H8V183H6V184H7L6 186L11 185V184H9V183H10ZM18 181H19V179H18ZM38 181H39V180H38ZM99 181L102 182V180H99ZM138 181H139V180H138ZM238 181H239V180H238ZM3 182H4V181H3ZM55 182H56V181H55ZM101 182H100V183H101ZM135 182H136V180H135ZM201 182H202V180H201ZM227 182H226V183H227ZM18 183H19V182H18ZM21 183L23 184L22 181H21ZM21 183H20V184H21ZM40 183H41V184L43 183V188H44V189L42 188V186L40 185ZM98 183H99V182H98ZM138 183H139V182H138ZM143 183H146V182L143 181ZM143 183H142V184H143ZM148 183H149V185H147ZM150 183H151V181L148 180L147 183H146V185L149 187V186H150ZM192 183H193V182H192ZM203 183H205V182H203ZM229 183H230V184H229ZM2 184H3V183H2ZM22 184H21V185H22ZM31 184H32V185H31ZM35 184H36V185H35ZM65 184H66V183H65ZM68 184H69V182H68L66 185H68ZM129 184H131V186H132L131 180H130ZM134 184H136V186H138L137 183H134ZM196 184H197V182H196ZM4 185H5V183H4ZM14 185H15V184H14ZM18 185H19V184H18ZM94 185H97V184H94ZM101 185H102V184H101ZM152 185H153V184H152ZM152 185H151V189L149 188L150 191H149V189H147V188H145V190H147L148 192H151V190L154 189ZM154 185H155V183H154ZM22 186H23V188L26 187V186H24V184H23ZM98 186H99V185H98ZM127 186H128V185H127ZM127 186H126V187H127ZM131 186H130V187H131ZM143 186H144V184H143ZM143 186H142V187H143ZM147 186H146V187H147ZM157 186H158V185H157ZM243 186H244V185H243ZM0 187H1V186H0ZM32 187H34V188L32 189ZM36 187H37V188H36ZM101 187H102V186H101ZM126 187H125V188H126ZM142 187H141V188H142ZM144 187H145V186H144ZM179 187H180V186H179ZM179 187L174 188V189H180V190H181V188H179ZM192 187H193V188H192ZM194 187H195V186H192V185H191L189 191H190V192L193 191V190H194ZM234 187H233L232 189H235ZM240 187H242V186H240ZM240 187H239V188H240ZM7 188H8V187H7ZM10 188H11L10 190H12V186H10ZM55 188H56L57 190H59L60 192H59V191L57 192V190H56ZM103 188H104V187H103ZM156 188H157V187H156ZM158 188H159V187H158ZM191 188H192V190H191ZM2 189H4V188L2 187ZM5 189H6V187H5ZM38 189H39V190H38ZM63 189H64V188H63ZM133 189H135V188H133ZM138 189H139V188H138ZM183 189H184V188L182 187V191H180V192H178L179 190H176V192L173 191V192L175 193V197H176V196H177V197L179 196L178 199H180V198L183 197V200H184V196H185L189 191L186 190V191H187V193H186V192H183V191H184ZM186 189H187V188H186ZM21 190H22V187H21ZM24 190H25V191H24ZM44 190H46V192H42V191H44ZM1 191H2V190H1ZM1 191H0V192H1ZM6 191H7V190H6ZM38 191H39L40 193H39ZM65 191H66V189H65ZM69 191H71V190H69ZM106 191H108V190H106ZM106 191H105V192H106ZM127 191L129 192V190H127ZM131 191H132V190H131ZM131 191H130V193H131ZM154 191H155V192H154ZM154 191H153L152 194H154V193L157 194L158 190H157V189H154ZM156 191H157V192H156ZM7 192H8V193H11V192H9V189H8ZM24 192H25V194L27 195L26 197H25V195H24ZM141 192H143V191H140V193H141ZM144 192H145V191H144ZM161 192H162V191H161ZM161 192H159V195H160ZM177 192H178V193H177ZM182 192H183L185 195H183ZM30 193H32V192H30ZM65 193H66V192H65ZM106 193H107V192H106ZM118 193H119V192H118ZM146 193H147V192H146ZM174 193H171V195L169 194L170 198L172 197L173 200H174V198H175V197H174ZM179 193H181V194H179ZM48 194H49V195H48ZM68 194H69V193H67V195H68ZM71 194H72V193H71ZM123 194H124V192H123ZM141 194H142V193H141ZM148 194H149V193H148ZM167 194H168V193H167ZM177 194H179V195H177ZM191 194H192V193H190V196H191V198H193V197H194V193L192 194L193 197H192ZM14 195H15V194H14ZM30 195H31V194H30ZM30 195H29V197H30ZM32 195H33V194H32ZM62 195H64V194L62 193ZM67 195L64 196V197L66 198ZM69 195H70V194H69ZM75 195H76V193H75ZM132 195H133V194H132ZM145 195H147V194H145ZM145 195H144V196H145ZM180 195H181V196H180ZM182 195H183V196H182ZM188 195H189V194H188ZM10 196H11V195H10ZM18 196H19V195H18ZM33 196H34V195H33ZM60 196H61V195H60ZM72 196H73V195H72ZM102 196H103V195H102ZM109 196H110V195H109ZM122 196H123V195H122ZM126 196H127V195H126ZM153 196H154V195H153ZM153 196H151V200L155 198V197L152 198ZM156 196H157V195H156ZM161 196H163V195H160L159 197L161 198ZM164 196H165V195H164ZM167 196H168V195H167ZM186 196H187V195H186ZM190 196H187V197L190 198ZM3 197H4V195H3ZM7 197H8V196H7ZM22 197H23V198H22ZM35 197H32V198H33V199H36ZM64 197H63V198H64ZM75 197H77V195H76ZM148 197H149V196H148ZM159 197H157V198L159 199ZM177 197H176L175 199H177ZM187 197H185V200H186ZM0 198H1V197H0ZM4 198H5V197H4ZM8 198H10V197H8ZM32 198H31V199H32ZM39 198H40V199H39ZM124 198H125V197H124ZM129 198H130V197H129ZM144 198H146V197H144ZM162 198H163V197H162ZM166 198H167V197H166ZM188 198H187V200H188ZM194 198H195V197H194ZM5 199H6V198H5ZM22 199H24V200H22ZM31 199H27V200L29 201V204H30ZM69 199H72V198H69ZM118 199H119V198H118ZM168 199H169V198H168ZM6 200H7V199H6ZM6 200H3V201L6 203ZM19 200H20V201H19ZM27 200H26V201H27ZM40 200H41V202H39ZM54 200H55V199H54ZM57 200H56V201H57ZM72 200H74V199H72ZM100 200H101V199H100ZM105 200H106V199H105ZM131 200H132V199H131ZM144 200H146V199H143L142 202H143ZM156 200H157V199H156ZM156 200H154V201H156ZM180 200H181V199H180ZM192 200H193V199H191V201H192ZM3 201H2V202H3ZM10 201H11V200H9L8 203H9ZM26 201H25V202H26ZM35 201H36V200H34V201H32V202H35ZM74 201H75V200H74ZM119 201H120V200H119ZM132 201H133V200H132ZM67 202H68V201H67ZM69 202H71V201H69ZM75 202H76V201H75ZM120 202H121V201H120ZM139 202H140V201H139ZM179 202H180V201H179ZM12 203H13V205H15V206H16V204H17L16 201H15V202H12V201H11V202H10L9 204H7V205H10V204H11L10 206L12 207V206H13ZM72 203H73V202H72ZM136 203H137V201H136ZM150 203H151V202H150V200H149V201L147 202V204L149 205ZM160 203H161V202H160ZM0 204H1V203H0ZM22 204H23V203H22ZM26 204H28V203H26ZM36 204H37V203H36ZM44 204H43V205H44ZM73 204H74V203H73ZM112 204H113V203H112ZM112 204H111V205H112ZM114 204H115V203H114ZM139 204H141V203H139ZM139 204H138V205H139ZM155 204H156V203H155ZM41 205H42V204H41ZM43 205H42V207H43ZM62 205H63V206H62ZM109 205H110V204H109ZM130 205H131V204H130ZM141 205H142V204H141ZM141 205H140V206H141ZM153 205H154V202H153ZM153 205L151 204V206L148 207L147 205L145 206V204H144V206H143L142 208L145 209V208L148 207V209H149V208L151 209V207H153ZM158 205H159V203H158ZM158 205H157V206L154 205L153 208L156 209V208L158 207ZM23 206H24V205H23ZM49 206H50V207H49ZM67 206H68V205H67ZM67 206L65 207V209L68 208ZM71 206H72V205H71ZM132 206H133V205H132ZM16 207H17V206H16ZM16 207L13 206L12 211H11L12 213H13V211L16 210ZM40 207H41V206H40ZM42 207H41L40 209H42ZM247 207H249V206H246V207L243 206V210L247 209L246 211H243V210H241L242 207L238 206V211H237L238 216H239V213H240V212H239V208H240L241 212H242V211H243V212H246V213L248 212L247 214H248V217H249V218H248L247 220H246V218H247L246 215H245V217H246L245 220H244V218H243L244 215L241 217V220H240V216L238 217L237 220H235L236 217L232 216L231 214H230V215H231L232 217H231V216H226V214H225V216L227 217V218L225 217L226 219L224 218V220H225V222H226V226H222V227H221V229H222L221 232H223V236H225L226 234H227L226 236H230L231 233H233V234L235 235V234H236L235 232H237V229H238L239 226L234 225V224H235L234 222L237 221V222L242 223V218H243L244 221H248V222H247V223H248V226H250V225L252 224L253 219H250V217H251V218L253 217V216L251 215V214H253V213H252L253 211L251 212V210H252V209H250L251 207H250V208H247ZM14 208H15V209H14ZM47 208H45V209H47ZM73 208H74V207H73ZM75 208L77 209L78 206L75 207ZM131 208H132V207H131ZM140 208H141V207H139V209H140ZM142 208H141L140 210H142ZM244 208H245V209H244ZM21 209H22V208H21ZM48 209H47V211H48ZM144 209H143V211H144ZM155 209H154V210H155ZM249 209H250V212H249ZM10 210H11V209H10ZM43 210H44V209H43ZM57 210H55V211H57ZM140 210H139V211H140ZM156 210H157V209H156ZM19 211H20V210H19ZM22 211H24V210L22 209ZM41 211H42V210H41ZM47 211H46V215H47ZM50 211H51V210H50ZM62 211H65V210L62 209L61 212H62ZM67 211H69V210H67ZM136 211H137V208H136ZM136 211H134V212L136 213ZM146 211H147L148 214H149L150 211H149V210H146ZM151 211H153V210L151 209ZM261 211H262V210H261ZM16 212L18 213V210H16ZM16 212H14V214H16ZM38 212H39V211H38ZM48 212H49V211H48ZM53 212L51 211L50 213H53ZM59 212H60V211H59ZM59 212L57 211V213H59ZM78 212H79V211H78ZM80 212H81V211H80ZM238 212H239V213H238ZM262 212H263V211H262ZM19 213H22V212L20 211ZM54 213H56V212H54ZM54 213H53V214H54ZM57 213H56V214H57ZM152 213H154V212H152ZM249 213H250V215H249ZM24 214H25V213H24ZM24 214H22V215L24 216ZM36 214H38V213H36ZM56 214H55V215H56ZM59 214H60V213H59ZM61 214H62V213H61ZM241 214H245V213H240V215H241ZM263 214H264V213H263ZM51 215H52V214H51ZM150 215H153V214H150ZM228 215H229V213H228ZM19 216H20V215H19ZM19 216H16L15 218H17V220H18V217H19ZM36 216H37V215H36ZM48 216H49V215H48ZM48 216H47V217H48ZM137 216H138V215H137ZM235 216H237V215H235ZM27 217H28V216H24L25 219H26ZM135 217H136V216H135ZM233 217H234V218H233ZM15 218H14V219H15ZM137 218H138V217H137ZM8 220H9V219H8ZM15 220H16V219H15ZM17 220H16V221H17ZM32 220H34V219H32ZM81 220H82V219H81ZM134 220H135V219H134ZM249 220H250V221L252 220V221L250 222ZM9 221H10V220H9ZM21 221H22V220H20V222H21ZM84 221H85V220H84ZM135 221H138V220L136 219ZM10 222H11V221H10ZM13 222H14V220H13ZM34 222H35V221H34ZM225 222H224V223H225ZM15 223H16V222H15ZM15 223H14L13 227L15 226ZM18 223H19V221H18ZM18 223H16V226L18 225ZM136 223H137V222H136ZM139 223L141 224L142 222H139ZM244 223H245V222H243L242 224H244ZM247 223H246V224H247ZM12 224H13V223H12ZM12 224H11V225H12ZM19 224H20V223H19ZM140 224L137 223L138 226H140ZM143 224L145 225V223H142V225H143ZM246 224L244 225L245 228L247 227ZM31 225H32V224H31ZM142 225H141V227H139V228L141 229V230H140V231H141V234H139V235H141V236H142V235H145V237H146V239H147V238H149V237L151 236L150 233H152V231H151V230L149 231V228H148L147 226H145V227L148 228V230H147L146 228H145V229H142V228H143ZM144 225H143V226H144ZM148 225H149V224H148ZM16 226H15V227H16ZM34 226H35L36 229H37V226H36V225H34ZM84 226H86V225H84ZM208 226H210V227H208V229L210 228V230L208 231V229H207L206 231H207V235L209 236V239H207V240H204V239H203V241H202V239L200 238L202 242H201V243H198V244H199L202 248H203V247L206 248V250H203V251H207V250H208V251L210 252V254L212 253V255H213V254H216V253H217V252L214 253V252L217 250V248H215L214 246L217 247V245H216L215 243L219 244V243H218V237H217L214 233H212V227H211V225L208 224ZM236 226H237V227H236ZM38 227H39V226H38ZM149 227H151V226H149ZM33 228H34V227H33ZM236 228H237V229H236ZM247 228H248V227H247ZM81 229H82V227H81ZM151 229H152V228H151ZM204 229H205V228H204ZM143 230H144V232L147 231V232H145V233H147V235L149 234V236H147L146 234H144V233L142 232ZM38 231H39V228H38ZM137 231H138V227H137ZM204 231H205V230H204ZM204 231L202 230V233H205ZM229 232H230V233H229ZM142 233H143V234H142ZM228 233H229V234H228ZM152 234H153V233H152ZM164 234L167 235L166 233H164ZM233 234H232V235H233ZM234 235H233V237L231 236V237H232L231 239H233V240H232L233 242H234V239H235ZM196 236H197V237H196ZM223 236H222V237H223ZM226 236H225V238H226ZM114 237H115V236H114ZM118 237H119V236H118ZM145 237H144V238H145ZM195 237L198 239L199 236L196 234ZM222 237H221V238H222ZM150 238H151V237H150ZM153 238H155V237L153 236ZM157 238H158V237H157ZM165 238H166V237H165ZM165 238H164V239H165ZM196 238L194 239V236H193V238L191 237V239H189L188 242L191 243L192 241L196 240ZM221 238H220V241H222ZM164 239H163V241H165ZM223 239H224V237H223ZM263 239H264V238H263ZM191 240H192V241H191ZM224 240H225L226 242H225ZM224 240H223V241H224V244L227 245V243H228V245H227V246L224 245V244H222V245H224V246L227 247V249H228V246L230 245V244H229L230 242H228V241H229L228 237H227V239H224ZM227 240H228V241H227ZM92 241H93V240H92ZM94 241H95V240H94ZM115 241H116V240H115ZM118 241H120V239H119ZM190 241H191V242H190ZM198 241L200 242V240H198ZM220 241H219V242H220ZM232 241H231V242H232ZM113 242H114V241H113ZM194 242H196V241H194ZM237 242H238V241H236L235 244H237V246H239ZM95 243H96V242H95ZM95 243L93 242L94 245H95ZM222 243H223V242H222ZM122 244H123V243H122ZM196 244H197V243H196ZM198 244H197V245H198ZM213 244H214V245H213ZM240 245H241L240 247H242L241 249H244V248H243V245H242V244H240ZM252 245H253V244H252ZM252 245H251V246H252ZM97 246H98V245H97ZM224 246L221 247V243H220V246H218V249H219V250H217V251H221V248H223ZM249 246H250V244L244 246L246 249H247V247H248V249H247L248 252H250V251L252 250L251 248L253 247V246H252V247L250 246V248H249ZM117 247H118V245H117ZM119 248H120V247H119ZM119 248H118V249H119ZM98 249H99V248H98ZM98 249H97V250H98ZM214 249H215V250H214ZM227 249H226V250H227ZM211 250H212V251L214 250V252H212ZM95 251H96V250H95ZM208 251H207V253H208ZM252 252H253V250H252ZM144 253H147V252L144 251ZM250 253H251V252H250ZM145 255H148V253L145 254ZM145 255H144V256H145ZM217 255L219 256V253H218ZM142 256H143V254H142ZM220 256H222V252H221ZM147 258H148V259H147ZM151 258L155 261V258H156V257H153V256L151 257V255H150V258H149V256H148V257L145 256L144 259H142V257H141V259H140V257H139L140 260H139L138 258H137V259L135 258L134 260H139V262H137V264H144V263H141L143 260H145V261H143V262H145V264H148V263H150V262H148V261L152 260ZM156 259L158 260V258H156ZM102 260H103V259H102ZM100 261H101V260H100ZM146 261H147L148 263H147ZM160 261H163V260L160 259ZM168 261H169V259H168ZM168 261H167V262H168ZM221 261H222V260H221ZM127 262H128V261H127ZM152 262H153V261H152ZM156 262H157V261H155L154 264H156ZM158 262H159V260H158ZM101 263H102V261H101ZM103 263H104V262H103ZM134 263H136V262L134 261ZM168 263H169V262H168ZM168 263H167V264H168ZM171 263H173V262L171 261L170 264H171ZM96 264H97V263H96ZM105 264H107V263L105 262ZM109 264H112V263H109ZM131 264H132V263H131ZM152 264H153V263H152ZM158 264H159V263H158ZM160 264H161V263H160Z\"/></svg>", "mask_w": 264, "mask_h": 264}]
</instances>
